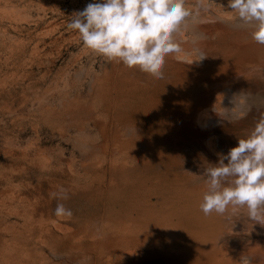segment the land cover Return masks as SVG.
I'll use <instances>...</instances> for the list:
<instances>
[{
  "label": "rangeland",
  "instance_id": "rangeland-1",
  "mask_svg": "<svg viewBox=\"0 0 264 264\" xmlns=\"http://www.w3.org/2000/svg\"><path fill=\"white\" fill-rule=\"evenodd\" d=\"M41 1H45L46 2V5L44 7V9L42 8V4H41ZM15 0V2L20 5V6H29L32 11H31V14L33 15V18H39L40 21L39 23L37 24V29L35 30V24L32 23L30 24V26L27 24H24L26 27L25 30H23L22 32L20 33H17L13 28L10 27V29H8V31L10 33H8V44L12 43L13 41H11L9 38L10 36H13V37H16L17 38V41H20V43H25V44H31L30 47L33 46V44H35V42H37L39 40V37L40 39H44V41H40L39 43V54L42 53V55L38 56V59L41 58V60L43 61V64L44 66L46 65H50V69H51V76L50 78H48L49 81L51 80H54L52 84H50L52 87H51V90L55 91V90H69V94H71L70 96L72 97L73 101L80 99L79 102H82V103H86L87 102V98H88V101H91L93 98H94V95H99L98 93H96L97 89H99V86H101L102 83H104L106 86V88H108L107 90V98H110L112 97L113 99V94H114V99H110L108 102L110 104V107H112V109L115 107L116 109L114 111H112V109H110V114L111 116H109V119H107V121L105 122H98L96 119H91L89 123L88 119L86 118L85 120H80L85 129V133L86 134H89L90 136V139H92V142L95 143V146H100V148H98L99 151H101V153L97 154V157L99 158H102L103 159V156L105 157L106 155V152H105V146H110V145H113V143H115V131L114 130H117L116 128L114 129V127H118L117 126V123L119 121V119H121V121L119 122L120 125L124 126L125 125V122H126V118L127 119H131L133 122L136 123V121L138 120H142L141 122H137L138 124H142L146 131L148 132V134H153V136L155 137V141H156V146H155V149L156 150V156H150L149 157V161H153L154 160V163H156L154 165V163L152 162H148L147 164V167H144V169L142 170V173H141V169L137 170L136 173H138L139 171V177L135 176V178H137V183L139 181L138 178L141 177L142 175V178H140V181L138 183V185L142 186V187H138V185H131V186H128L129 189H127L128 187L124 186L123 184H121L122 186L119 185V188H115V191L112 193V191H109L108 187L111 185L110 182H111V178H110V173L108 172V170L104 173L103 171H98L97 174H95L96 171H92V172H89L90 174L85 177V172L86 170H83L79 165L81 164L82 161H84L81 157V154L78 150V148H75L74 147V143L73 141H67L63 136L62 134L60 133L61 131L56 129V128H52L50 127L49 125H47L43 120L41 121L40 125H39V128H38V132H35L33 131L34 129H31L30 128V125H29V121H31V117L29 116V106L27 105H24L20 108L19 110V115L21 114V120L24 121V123L28 126H26L24 129V131L20 130L23 134V137H22V140L24 141V143L26 145L28 144H31L32 146L29 147V149H36L38 148L39 146L42 147V150H45L47 153L53 155V156H63L64 159L66 160L67 164L65 165V168H66V172H71L74 171V170H71L68 162L70 163L71 160H74L75 162V166L73 167V169L77 170V173L78 172H81V175L77 176L78 178L81 177V181L80 183H78V186L77 184L73 183L70 181L69 182V186L67 184L64 185L63 183L66 182V180H63L65 178L61 177L62 180H61V183H60V180L59 181H52L51 180V177L50 175H45L43 172L42 174L39 172L38 173H27V174H23L21 172H16L18 177H16V180H17V185L15 184V188H12V186H10L8 189H7V192L9 194H14L15 196H22L25 195L24 197H27L28 199H30L32 202H38L40 203L41 202V205L44 207L46 206V209L48 207V210H49V213L52 212V214L46 216L45 219V222H47L48 226L51 228L50 225H52V229H53V234L52 236H55L52 238L51 235L48 236V239H47V236H46V239L45 240V243H42L40 241V232L36 230L35 228V231L32 230L33 233H31L30 235V241H28L26 244H27V247H28V254L30 255L29 258L27 259V264H53L54 262L56 264H98V262L102 260V262L100 264H126L128 262V264H145L146 261H147V264H158L159 262H161V264H178L180 261H182L183 257H180L178 256V252L179 250H173L174 252L177 253V256L174 257L173 260H167V257H161L160 260L158 259L156 262L154 261H151V259H148L149 256H157L156 258L159 257V254H161L162 250L164 249V251L167 249H169V244H168V240L165 238L166 236L165 235H162V238L159 237V242L160 244H154V242H157L158 240L157 239H152L150 240L151 243H149V240L147 239L145 241H143L144 244H141V246H139L140 244L137 245V247L135 248V246H131V247H125L124 245H118L116 244L117 241L115 239V237L117 238V236L115 235L117 232H114L112 231V233H110L111 231L109 230L110 228H107V226L111 223L114 227V225H118V224H133V220L136 219H139L141 218V215H144V213L146 214V210L149 209L151 210V212H153L152 210L154 209V214H158L159 216L163 217L164 215H168L170 214V217L172 218L171 219V222L172 221H175L172 222L174 223V226H176L177 228V232H176V236L178 237L179 235V232H181V230H188V231H182L180 233L181 236L179 235V237H181V239L178 237V239H176L178 242L182 241L184 243H182L183 245L180 246L181 243H178L177 245H179L178 247H180L179 249L180 250H183V254H185V256H188L189 258H195V256H199L203 253H205V251L203 252V250H206L208 245L210 244H213L214 248L219 251L220 253L223 254V256H225L226 258L228 259H231L233 261H237L239 262L238 264H259L258 262H262L261 264H264V227L262 228V226L258 225V224H255L254 225V222L249 220L246 216V210H243L241 211V214H239L238 216H235L233 217V221L235 222H232V219H231V222L230 220L226 219L225 217L226 216H223L222 217V222H221V218H219L220 215H218L217 217L215 216V213H213L212 215H214L212 218V215L209 216V219H208V216L205 217V215H203V212L202 211H198L200 210V206H199V202L201 204L202 202V199L200 198H203V194L207 191V183H206V177L202 176L204 170L206 168H211V167H216L217 164L219 163V159H220V156L221 155H225L229 152V150L235 146L238 145V142H239V138H247L251 131L254 129L255 125L262 119L264 118V45L262 44H258L256 43L253 38H252V31L254 30V28H252L251 26H248L247 25H243L237 18V13H235L234 11H232L230 8H228V0H185V4L187 6V3L190 5V6H187V8H190L189 10L192 11L191 12V16L190 18H188L186 20V22L184 23V25H182V30L178 36V42L180 43V45H182L181 47H183V51L181 53L178 54V56H170V58H166V62L167 64H165V70H164V78L163 79H160V80H156L155 78H153L151 75L147 74V73H144L142 71H139V68H129L122 65V63H116V62H109L106 60V58L100 56V55H97L95 54L94 52H92L90 49L86 48L85 46H82L83 45V42L80 38V35L77 31L75 30H71L67 27L68 23H70L73 19L76 18V13L79 12V11H82L85 9V7L89 4V3H96V2H102V0ZM76 1V2H75ZM210 1V2H208ZM54 2V3H52ZM50 3V4H49ZM193 3V4H192ZM52 4L54 5L52 7ZM224 4V5H223ZM185 6V7H186ZM193 6V7H192ZM199 6V9L198 7ZM192 7V8H191ZM218 7V8H217ZM224 8V9H223ZM223 9V10H222ZM36 12H35V11ZM77 10V11H76ZM210 12H209V11ZM61 13H60V12ZM57 12V13H55ZM59 12V13H58ZM200 12V13H199ZM203 12V13H202ZM209 12V13H208ZM51 13V14H50ZM63 13V14H62ZM65 13V14H64ZM202 14V15H201ZM218 14V15H217ZM226 14L227 18L229 19H233V21L229 22L230 20L229 19H225L222 17V15ZM54 15V16H52ZM59 15V16H58ZM62 15V16H61ZM212 15V16H211ZM231 15V16H230ZM47 16V18H46ZM57 16V17H56ZM203 16V17H202ZM206 16V17H205ZM211 16V17H210ZM218 16V17H217ZM50 17V18H49ZM52 17V18H51ZM197 17V18H196ZM211 18L209 20V18ZM233 17V18H232ZM235 17V18H234ZM56 18V19H55ZM200 18V19H199ZM206 19L208 18L207 20H205L206 22H204L202 19ZM42 19V20H41ZM197 19V20H196ZM237 19V20H235ZM211 22H209V21ZM214 25H215V28L211 27L212 26V22H215ZM226 20V22H225ZM223 21V23L225 24H222L221 22ZM44 22V23H42ZM202 22V23H200ZM211 24H209V23ZM220 22V23H219ZM233 22V23H232ZM6 25H9L10 22H5ZM60 23V24H59ZM188 23V24H187ZM196 23V24H195ZM209 25H208V24ZM229 23V24H228ZM34 24V25H33ZM57 24V25H56ZM202 24V25H201ZM206 24V25H205ZM228 24V25H227ZM232 24V25H231ZM61 25V26H60ZM187 25V26H186ZM190 25V26H189ZM193 28H198L197 29V32H201L200 35L197 34L196 32V29H193L192 30V26ZM204 25V26H203ZM213 25V26H214ZM219 25V26H217ZM224 25V26H223ZM52 26V28H51ZM201 26L203 27V29L201 28ZM206 26V27H205ZM234 26V28L232 27ZM31 27V28H30ZM55 27V28H54ZM228 27V28H227ZM229 27H232L233 28V31H232V28H230L229 30ZM244 27L246 28V30L244 29ZM50 28H51V31H50ZM251 28L253 29L251 31ZM13 29V30H12ZM43 29V31H42ZM49 29V30H48ZM66 29V30H65ZM200 29H202L200 31ZM215 31H213V30ZM218 29V31H217ZM220 29H222L220 31ZM226 29V30H225ZM31 30V31H30ZM45 30V31H44ZM68 30V31H67ZM185 30V31H184ZM194 32H192V31ZM199 30V31H198ZM245 30V33L243 32ZM34 31V32H33ZM70 31V33H69ZM72 31V32H71ZM206 31V32H205ZM209 31V32H208ZM251 31V32H250ZM41 32V33H40ZM49 34H48V33ZM51 32V33H50ZM184 32V34H182ZM186 32V34H185ZM204 32V34L202 33ZM218 32V33H217ZM222 34H221V33ZM232 32V33H231ZM26 33V34H24ZM29 33V34H27ZM72 33V34H71ZM224 33V34H223ZM250 33V34H249ZM48 34V35H46ZM203 34V35H202ZM243 34V35H242ZM45 35V36H44ZM65 35V36H64ZM198 35L197 37V40H196V36ZM215 35V36H214ZM224 37H223V36ZM251 35V36H250ZM43 36V38H42ZM49 36V37H48ZM185 36V37H184ZM222 36V37H220ZM22 37V38H21ZM74 37V38H73ZM202 38L201 41L203 39L206 40H203L202 43L200 41L199 38ZM207 39H206V38ZM243 37V38H242ZM12 40L14 38H11ZM182 39V40H181ZM188 39V40H187ZM199 39V40H198ZM62 40V41H61ZM187 40V41H186ZM198 42H196V41ZM194 41V42H193ZM245 41V42H244ZM188 42V43H187ZM192 42V44H190ZM196 42L195 46H194V43ZM207 46H206V44ZM234 42V43H233ZM199 43V46H201V44L204 46H202L201 48L200 47H196L198 46L197 44ZM249 44V45H248ZM49 45V46H48ZM68 45V46H67ZM184 45V46H183ZM187 45V46H186ZM192 45L193 48H191L190 46ZM210 45V46H209ZM248 45V46H247ZM46 46V47H45ZM48 46V47H47ZM206 46V47H205ZM44 49H43V48ZM187 47V48H186ZM85 48V49H84ZM184 48H186L184 50ZM195 48V50H194ZM204 48V49H203ZM87 49V50H86ZM188 49V50H187ZM192 49V50H191ZM197 49H199L198 51H196ZM43 50V51H41ZM81 50V52H80ZM193 51V52H192ZM200 51H203L204 52V55L206 54L205 58H203L202 60H199L200 59ZM41 52V53H40ZM187 52V53H186ZM197 52V53H196ZM74 53V54H73ZM93 53V54H92ZM183 53V54H182ZM199 53V54H198ZM73 54V55H72ZM197 55V56H196ZM246 55V56H245ZM78 56V57H77ZM91 56V57H90ZM93 56V57H92ZM180 56V57H179ZM237 56V57H236ZM72 57V58H71ZM183 59H182V58ZM187 57V58H186ZM236 57V58H235ZM90 60H89V59ZM179 58V59H178ZM96 59V61H95ZM174 59V60H173ZM176 59L179 61V63L176 61ZM169 60V61H168ZM171 60V61H170ZM187 60V61H185ZM188 60L190 63H188ZM191 60V61H190ZM197 60V61H195ZM81 61V63H80ZM88 62V63H87ZM173 64H171V63ZM186 62V63H185ZM91 63V64H90ZM171 65H170V64ZM183 63V64H182ZM78 64V65H77ZM94 64V65H93ZM110 64V65H109ZM198 64V65H196ZM53 65V66H52ZM70 65V66H69ZM107 68H106V66ZM170 65V66H169ZM221 65V66H220ZM68 66V68L66 67ZM80 66H81V69H80ZM86 66V67H85ZM93 66V67H92ZM95 66V67H94ZM117 66V67H115ZM120 66V67H118ZM123 66V67H122ZM74 67V68H73ZM90 67V68H89ZM109 67V68H108ZM112 67V68H110ZM115 67V69H114ZM194 67L196 69H194ZM201 67V68H200ZM211 67V68H210ZM221 67V68H220ZM224 69H223V68ZM228 67V68H227ZM73 68V69H72ZM119 70H118V69ZM127 69V72L123 69ZM167 68V69H166ZM199 68V69H198ZM204 68V69H202ZM88 69L90 70V72L88 71ZM92 69H94L95 71H92ZM111 69V71H110ZM178 69V70H177ZM191 69V70H190ZM122 70V71H121ZM131 70V71H130ZM133 70V71H132ZM183 70V71H182ZM62 71V72H61ZM81 71V72H80ZM84 71V72H82ZM89 73H88V72ZM115 71V72H113ZM137 71V72H136ZM170 71V72H169ZM68 72V73H67ZM104 72V74H103ZM110 74H106V73H109ZM123 72H126L124 73L123 75ZM62 73V74H61ZM84 73V74H83ZM92 73V74H91ZM97 73V74H96ZM114 73V75L112 74ZM175 73V74H174ZM75 74V75H74ZM83 74V76H82ZM95 74V75H94ZM98 74L101 76L103 74V76H101V78L99 77V79H96V77L98 78ZM118 76H117V75ZM133 74V76H132ZM179 74V76H178ZM207 74V75H206ZM73 75V76H72ZM89 75V76H88ZM97 75V76H96ZM110 75L111 78H109L108 76ZM112 75H113V78H116L113 79L112 78ZM120 75H122L120 77ZM128 75V76H127ZM237 75V76H236ZM87 76V77H86ZM105 76L106 78H108V81L107 79H105ZM125 76V77H124ZM132 76V77H131ZM175 76V77H174ZM231 76V77H230ZM244 76V77H243ZM65 79H63V78ZM73 77V78H72ZM82 77V78H81ZM117 77H118V82L120 84L121 80H123V82L121 83V85L118 84L117 81ZM242 77V79H241ZM60 78V79H59ZM103 78V79H102ZM133 78V79H132ZM246 78V79H245ZM59 79V80H58ZM72 79V81H71ZM86 79V80H85ZM96 80V83H95V80ZM105 79V80H104ZM110 79V80H109ZM121 79V80H120ZM168 79V80H167ZM63 80V81H62ZM67 80V81H66ZM70 80V81H69ZM79 80V81H77ZM82 80V81H81ZM93 80V82H92ZM97 80H99L100 82H98ZM244 80V81H243ZM63 83H62V82ZM104 81V82H103ZM242 81V82H241ZM246 81V82H245ZM59 82L61 84H59ZM78 82V83H77ZM82 82V83H81ZM85 84H84V83ZM112 82V83H111ZM114 82V84H113ZM116 82V83H115ZM129 82V83H128ZM149 82V83H148ZM222 82V83H221ZM65 83V84H64ZM75 83L73 86L72 84ZM90 83V84H89ZM92 83H93V86L95 87H92ZM100 83V84H99ZM127 84L125 86V84ZM131 83V84H130ZM152 83V84H150ZM154 83V85H153ZM239 83V84H238ZM242 83V84H241ZM49 84V83H48ZM82 84V85H81ZM95 84V85H94ZM98 84V85H97ZM109 84V86H108ZM110 84H113L112 87ZM118 84V85H116ZM228 84V85H226ZM235 84V85H233ZM49 85V86H50ZM60 85V87H59ZM63 85V87H62ZM65 85V86H64ZM68 85V86H67ZM84 85V87H83ZM87 85V86H86ZM90 85V86H89ZM98 88H97V86ZM132 85V87H130ZM138 85V86H137ZM185 85V86H184ZM241 85V87H240ZM80 86V87H78ZM125 86V87H124ZM76 87V88H75ZM110 87V89H109ZM118 87V89H117ZM138 89H136V88ZM181 87V88H180ZM225 87V88H224ZM235 87V88H234ZM83 88V91L82 89ZM143 88L144 91L141 89ZM146 88V89H145ZM229 88V89H227ZM39 89V87L37 88ZM41 90L45 91L46 89L48 90V85H44V84H41V87H40ZM39 89V90H40ZM72 89V90H71ZM93 89V90H92ZM94 89H96L94 91ZM122 89V90H120ZM131 89H133L131 91ZM137 91H135V90ZM140 89V90H139ZM148 89H152V90H148ZM182 89V91H181ZM211 89V90H210ZM231 89V90H230ZM31 88L27 89L26 93H28V95H32L35 94L36 92L34 90H32ZM80 90V91H79ZM118 90V91H117ZM125 90V93L123 92ZM139 90V91H138ZM148 90V91H146ZM73 91V92H72ZM79 91V92H78ZM94 94H93V92ZM114 91V92H113ZM121 91V92H120ZM158 91V92H157ZM68 92V91H67ZM71 92V93H70ZM82 92V93H81ZM92 92V93H91ZM98 92V91H97ZM110 92V93H109ZM122 93L121 95L123 96V99L121 97V95H119L120 93ZM128 92V93H127ZM129 92H130V96H132L130 98L129 95ZM153 92V93H152ZM155 92V93H154ZM174 92V94H173ZM17 93V92H16ZM79 93L80 96L78 95ZM84 93V94H83ZM115 96V94H117ZM132 93V94H131ZM135 93V94H134ZM146 93V94H145ZM83 94V95H82ZM112 94V95H111ZM128 94V95H127ZM133 94L135 97H133ZM140 94V96L138 97V95ZM154 94V95H153ZM159 94V96H158ZM27 95V94H26ZM24 94V96H26ZM75 95L79 96V97H75ZM174 95V96H173ZM16 96V94H15ZM86 96V97H85ZM118 96L120 98H118ZM124 96L126 99H124ZM128 96V98H127ZM157 96V97H156ZM161 96H163L161 98ZM23 98V94L21 96L20 94V98ZM116 97V98H115ZM161 99H160V98ZM170 101H169V99ZM78 98V99H76ZM148 98V99H147ZM167 98V99H166ZM209 98V99H208ZM119 99V100H117ZM131 99V100H130ZM137 99V100H136ZM52 100V103L56 105V102L57 101H53ZM112 100V101H111ZM121 100V102H120ZM151 102H150V101ZM123 101V102H122ZM130 101V102H129ZM141 101V102H140ZM162 101V102H161ZM164 101H166L165 103H167L165 105ZM209 101L211 102L212 101V104L210 105ZM218 103V107H219V110L218 111H213L211 110L212 107H213V104L215 103ZM104 102L106 101H103L102 103H100L99 105V108L102 107L103 109H106V105H104ZM115 102L119 105H115ZM120 102V103H118ZM146 102V103H144ZM148 102V103H147ZM150 102V103H149ZM207 102V104H206ZM92 103V101H91ZM89 103V105L91 104ZM114 103V106L112 105ZM123 103V104H122ZM126 103V104H125ZM129 103V104H128ZM131 103V104H130ZM144 103V104H143ZM156 103V104H155ZM135 104V105H134ZM143 104V105H141ZM160 104V105H159ZM167 106V107H163V105ZM204 104V105H203ZM240 104V105H239ZM54 105V106H55ZM112 105V106H111ZM126 105V106H125ZM128 105V107H127ZM141 105V106H140ZM177 105V106H176ZM210 105V106H209ZM16 106V104H15ZM26 106V107H25ZM93 106V105H92ZM118 106V107H117ZM122 109H121V107ZM140 106V107H139ZM179 106V107H178ZM200 106V107H199ZM202 106V107H201ZM212 106V107H211ZM17 107V106H16ZM19 107V106H18ZM120 107V108H119ZM130 107V108H129ZM193 107V108H192ZM199 107V109H198ZM210 109V112L207 113L206 117H205V120L207 121L205 127H201L199 125H197L200 129V131H198L199 129L195 128L194 131L192 130V128L190 129V132L193 131V133L195 134H191L190 132H187V133H183L184 131L186 132L187 129H183V128H186L185 126H188V129L190 127V125L194 126V124H197V120L199 119L200 115L207 111V109ZM100 108V111H102L103 109ZM125 108V109H124ZM136 108V109H135ZM140 108V109H139ZM150 108V109H149ZM214 108V107H213ZM120 109V111H119ZM143 109V110H142ZM147 109V110H146ZM158 109V111H157ZM242 109V110H241ZM99 111V109H97ZM134 110V111H133ZM153 110V111H152ZM172 110V111H171ZM239 110V111H238ZM142 111V113H141ZM147 111V113L145 114L144 112ZM168 111V112H167ZM179 111V112H178ZM196 111V112H195ZM212 111V112H211ZM119 112V113H118ZM125 114H124V113ZM130 112V113H129ZM138 112V113H137ZM155 112V114H154ZM158 112V113H157ZM161 112V113H160ZM190 114H188V113ZM214 112H218V114L214 115L212 113ZM235 112V113H234ZM27 113V114H26ZM103 114H105L106 112L103 110L102 112ZM137 113V114H136ZM157 114H161L160 116L159 115H156ZM167 113V115H166ZM175 113V114H174ZM181 113V114H180ZM195 113V114H194ZM109 113H107L108 115ZM149 114V115H147ZM163 114V115H162ZM179 114V115H177ZM199 114V115H197ZM212 114V115H211ZM231 114V115H230ZM122 117L124 115V117ZM155 115V116H154ZM172 115V116H171ZM182 115V116H181ZM189 115V116H188ZM210 117H209V116ZM214 115V117H213ZM116 116V117H115ZM130 116V118H128ZM137 118H136V117ZM140 116V117H139ZM148 116V118H147ZM151 116V118H150ZM166 116V117H164ZM181 116V117H180ZM192 116V117H190ZM197 116H198V119H197ZM208 116V117H207ZM26 117V118H25ZM187 117V118H186ZM189 117V118H188ZM237 117H239L237 119ZM97 118V116H96ZM136 118V120H135ZM184 118V119H183ZM186 119H189L188 120H185ZM208 118H211V119H208ZM214 118V119H212ZM111 119V121H110ZM115 119V120H114ZM125 119V120H124ZM177 119V120H176ZM181 119V120H180ZM197 119V120H196ZM217 119V120H216ZM28 120V121H27ZM95 120V122H94ZM183 120V122H182ZM185 120V121H184ZM212 120V121H211ZM88 121V122H87ZM93 121V122H92ZM128 121V120H127ZM165 121V122H164ZM225 121V122H224ZM8 122V121H7ZM97 122V123H96ZM111 122V124H109ZM113 122V123H112ZM116 122V124L114 125V123ZM179 122L178 125H180V129L179 127H177V123ZM185 122V123H184ZM188 122H191L188 124ZM43 123V124H42ZM79 123V124H80ZM88 123L90 126H87ZM94 123V124H93ZM101 125H100V124ZM146 123V124H145ZM176 123V124H175ZM182 123V124H181ZM193 123V124H192ZM210 123V124H209ZM97 124V125H96ZM100 126H99V125ZM103 124V125H102ZM108 124V125H106ZM113 124V125H112ZM173 124L174 127H171ZM209 124V125H208ZM165 125V126H163ZM185 125V126H184ZM87 128H86V127ZM113 126V127H112ZM147 126V128H146ZM178 128H176V127ZM182 126V127H181ZM184 126V127H183ZM43 127V129H42ZM110 127V128H109ZM150 127V128H149ZM211 127V129H206L207 131H205V135H203L202 133V129L204 130L205 128H209ZM93 128V129H92ZM102 130H101V129ZM108 128V129H107ZM166 128V130H165ZM174 129L172 132L171 129ZM41 129V130H40ZM102 131H100V130ZM176 129L178 131H176ZM183 129V130H182ZM197 129V130H196ZM98 130V131H97ZM106 132H105V131ZM108 130V131H107ZM167 130L169 134H167ZM171 130V131H170ZM180 130V131H179ZM210 130V131H209ZM27 131V132H26ZM46 131V132H45ZM54 133H53V132ZM100 131V132H99ZM104 131V132H103ZM111 133H110V132ZM153 131V132H152ZM165 131V132H164ZM182 131V132H181ZM189 131V130H188ZM198 131V132H197ZM34 132V133H33ZM42 132V133H41ZM58 132V133H57ZM108 132V133H107ZM172 134H171V133ZM176 132V133H175ZM204 132V131H203ZM210 132V133H209ZM96 133V134H95ZM101 133V134H100ZM104 135H103V134ZM158 133V134H156ZM161 133V134H160ZM165 133V134H164ZM174 133L175 135L178 133H180L179 135L177 134L176 136H174ZM207 133V134H206ZM98 134V135H97ZM115 134V135H114ZM184 134V136L182 135ZM187 134V135H185ZM200 134V135H199ZM25 135V136H24ZM38 135V136H37ZM74 135V134H72ZM109 135V136H107ZM111 135V136H110ZM162 135V136H161ZM170 135V136H168ZM182 135V136H181ZM190 135V136H188ZM194 135V138L192 137ZM198 135V136H197ZM202 135V137H201ZM55 136V138H54ZM62 136V138H61ZM157 136V137H156ZM168 138H167V137ZM182 138H181V137ZM185 136H188L186 138H184ZM200 136V137H199ZM204 136V137H203ZM60 137V138H59ZM159 137V138H158ZM165 139H164V138ZM172 138V141L170 140ZM192 139V142H189L188 144H184L186 143V141L188 142V140L190 141V138ZM199 137V138H198ZM107 138V140H106ZM109 138V139H108ZM111 138V139H110ZM174 138H178V139H174ZM184 138V139H183ZM189 138V139H187ZM203 139L202 141L200 140ZM28 139V140H27ZM36 139V140H35ZM43 139V140H42ZM157 139V140H156ZM168 140L167 142L165 140ZM174 139V140H173ZM182 139V141H181ZM185 139H187L185 141ZM194 139V141H193ZM197 139V140H196ZM205 139V140H204ZM48 140V141H47ZM170 140V142H169ZM178 140V141H177ZM179 140H180V145L182 142V145L179 150L178 148V145H179ZM184 140V141H183ZM208 140V141H206ZM40 141V142H39ZM111 141V142H110ZM177 144H173L175 142ZM201 141V142H200ZM29 142V143H28ZM60 142V143H58ZM68 142V143H67ZM109 142V144L107 143ZM160 142V143H159ZM165 142V143H164ZM172 142V143H171ZM205 142V143H204ZM28 143V144H27ZM40 143V144H39ZM67 143V144H66ZM102 143V144H101ZM164 143V144H163ZM168 143V144H167ZM24 144V145H25ZM158 144L161 146L159 147ZM166 144V146H165ZM171 144H173L171 146ZM203 144V146L201 145ZM209 144V145H208ZM58 145V146H57ZM176 145V147H175ZM179 145V146H180ZM188 145V147H186ZM211 145H213V148L211 147ZM60 146V147H59ZM158 146V148H156ZM170 146V147H169ZM207 146V147H206ZM66 147V148H65ZM164 147H168L167 149H165ZM172 147H175L177 149V152L176 150ZM160 148V150H159ZM165 151H163V149ZM188 148L187 150H183V149H186ZM34 149V150H35ZM168 149H171L170 151ZM167 150V151H166ZM174 150V151H173ZM181 150H182V154H181ZM190 150V151H188ZM208 150V151H207ZM64 151V152H63ZM74 151V152H73ZM160 151V152H159ZM201 151V152H200ZM210 151V152H209ZM158 152V153H157ZM164 152V154H163ZM168 152V153H166ZM176 152V153H175ZM180 152V153H179ZM72 153V154H70ZM70 154V155H69ZM159 154V155H158ZM168 154V155H167ZM172 157H171V155ZM175 154V155H174ZM178 154V155H177ZM181 154V155H180ZM184 154H185V157H184ZM160 158H158V156ZM169 156L171 157L172 159H170L169 157L167 158L166 157ZM187 155V156H186ZM101 156V157H100ZM163 156V157H161ZM176 156L178 157V159L176 158ZM181 156H182V159H181ZM70 157V158H69ZM164 157H165V160H164ZM68 158V159H66ZM158 159H162L163 161L161 160H157ZM185 158V159H184ZM188 158V159H187ZM152 159V160H151ZM181 159V160H180ZM155 160H157L158 162H156ZM171 160V161H169ZM173 160V161H172ZM179 160V162H178ZM183 160V162H182ZM159 161H160V164H159ZM167 164H164L165 162ZM169 161V162H167ZM162 162V163H161ZM172 162H176V164L172 163ZM151 163V166L149 165ZM225 163H227V160H225ZM163 164V165H162ZM170 164V166L168 165ZM77 165V167H76ZM161 165V167H160ZM176 165V166H175ZM19 167H21V165H17ZM146 166V165H145ZM154 166V167H153ZM157 166H159L157 168ZM70 168V169H69ZM105 169L107 167H104ZM146 168L149 169L148 173L146 171ZM186 168V169H185ZM151 170L153 171V173L156 171L155 173L157 174H153L151 172ZM187 171V173L189 172L190 174L188 175L187 173L185 174L186 177L188 176H192L191 174L194 175V177L192 176L189 177L187 179V181L189 180L191 183H192V180H194V178L198 179V180H194L193 182L196 181L197 184H200V185H197V187L195 186V183H192V186L194 184V188L191 187V183L189 186H187V184H184V183H188L189 184V181L186 182V178L184 176V173L185 171ZM2 171H4V168H2ZM145 171V173H144ZM183 171V172H182ZM94 172V173H93ZM161 172V173H160ZM15 173V174H16ZM19 173V175H18ZM178 174V175H175V174ZM106 174V175H105ZM152 174V175H150ZM159 174V175H158ZM160 174H162V177H163V180H160L159 176H161ZM24 175V176H23ZM31 175V177H30ZM105 175V176H104ZM157 175V176H156ZM166 175L167 178H171V179H168L169 180V183L167 182L168 180H166L167 178H165L164 180V176ZM171 175V176H170ZM175 177H173V176ZM180 175H183V176H180ZM26 176V177H25ZM28 176V177H27ZM33 176V177H32ZM89 176L91 178H89ZM97 176V180H93L94 182H92V177H95ZM145 176V177H144ZM43 177V178H42ZM54 177H57L59 178L58 176H53L52 178L54 179ZM149 177L150 179L153 177H157V179L154 178V180H150L151 181V184L148 186L149 184ZM177 177V178H176ZM182 177H183V181H182ZM24 178V179H23ZM27 178V179H26ZM32 178H33V181H32ZM49 178V179H48ZM86 178H89V179H86ZM174 178V179H173ZM176 178V179H175ZM185 178V179H184ZM22 179V180H20ZM162 179V178H161ZM173 179V180H172ZM20 180V181H18ZM29 182H28V181ZM86 180V181H85ZM87 180H91L90 182H92L93 185L95 186H92L91 188H89L88 190V187H83L85 186V182H88ZM145 180V181H144ZM171 180V181H170ZM24 181H27V182H24ZM32 181V183H31ZM46 183H44V182ZM65 181V182H64ZM99 181V182H98ZM106 181V182H105ZM142 181V182H141ZM155 181V183H154ZM159 183L156 184L157 182ZM160 181H163V184L162 182ZM165 181V183H164ZM185 181V182H184ZM200 183H198V182ZM204 181V182H203ZM59 182V183H58ZM100 182H102L100 184ZM147 185H145L146 183ZM153 182V183H152ZM176 183V184H173V183ZM184 182V183H183ZM42 183V184H41ZM48 183V184H47ZM50 183V184H49ZM55 183V185H51ZM143 185H142V184ZM145 183V184H144ZM161 183V184H160ZM172 183V184H171ZM201 183H204V184H201ZM22 184V185H21ZM35 184V186H34ZM37 184V186H36ZM80 184V185H79ZM82 184V185H81ZM98 184V187L97 185ZM167 184H169L167 186ZM182 184V185H181ZM3 185V186H2ZM0 185V190H3L4 187L6 186V184H2ZM19 185V186H18ZM59 187H58V186ZM63 185V186H62ZM75 185V186H74ZM102 185V186H101ZM107 185V186H106ZM145 185V186H144ZM158 185V187L156 186ZM180 185V186H178ZM18 186V187H17ZM22 186V188H21ZM29 186V187H28ZM31 186V188H30ZM33 186V188H32ZM47 186V187H46ZM50 186V187H49ZM56 188H55V187ZM65 186V187H64ZM82 186V187H80ZM136 186L137 188H141V189H138L136 190L137 188L134 187ZM151 186V187H150ZM163 186V187H162ZM171 187V190L169 189ZM186 186V187H185ZM14 187V186H13ZM21 189H20V188ZM61 187H64V189L67 191V193L69 194V198H74L73 200L71 199H67L69 202L73 203H69V202H66L64 204H71V206L73 205V207L71 206H68V208L70 207L71 210L73 211V215L75 216H72V218H68V217H57L55 215V206L57 205V202L58 200L55 199L54 197H52L53 193L56 191L57 193H59ZM102 187V189H101ZM122 187V188H121ZM124 187V189H123ZM144 187V188H143ZM152 187L156 188V189H152ZM168 187V189H167ZM191 187V188H190ZM2 188V189H1ZM19 191H18V189ZM41 188V190H40ZM52 188V189H51ZM59 190H58V189ZM75 188V189H74ZM79 188V189H78ZM85 188V189H84ZM135 188V189H134ZM151 188V189H150ZM164 188V189H163ZM180 188V189H179ZM198 188L197 190V193H196V189ZM24 189V190H23ZM33 189V190H32ZM51 191H50V190ZM54 189V190H53ZM78 189V190H77ZM83 189V190H82ZM94 189V190H93ZM97 189V190H96ZM133 189V191H132ZM143 189V190H142ZM144 189L146 191L145 195H144ZM149 191V194L148 191ZM185 191H183V190ZM190 189V190H188ZM195 190V192L192 191ZM27 192H26V191ZM29 190V191H28ZM36 190V191H35ZM38 190V191H37ZM58 190V191H57ZM70 190V191H69ZM75 190V191H74ZM80 190V191H79ZM90 191V193L88 191ZM92 190V191H91ZM96 190V191H95ZM99 190V191H98ZM103 190V193L101 192ZM106 190V191H105ZM117 190V191H116ZM129 190V191H128ZM136 190V191H135ZM152 190V191H151ZM157 192H156V191ZM179 190V191H178ZM200 190V191H199ZM13 191V192H12ZM24 191V192H22ZM30 194V192H32ZM81 191H82V194L84 192V194H86V197L84 198L81 194ZM95 191L94 193V196H93V192ZM135 192H139L141 191V193L138 195L137 193H134ZM143 191V192H142ZM154 191V192H153ZM160 193H159V192ZM170 191V192H169ZM174 191V192H173ZM178 191V192H177ZM180 191L182 192L180 194ZM42 192V193H41ZM52 192V193H51ZM55 192V193H56ZM78 192V193H77ZM99 193V196L98 197V193ZM115 192H118V193H115ZM168 192V193H167ZM173 192V193H171ZM186 192V193H184ZM189 192V193H188ZM201 192V193H200ZM28 193V194H27ZM36 193V194H35ZM71 193V195H70ZM73 193V194H72ZM92 193V194H91ZM143 193V194H142ZM151 193V194H150ZM167 193V194H165ZM170 193V194H169ZM175 193V194H174ZM193 193V194H192ZM23 194V195H22ZM35 194V196H34ZM48 194V195H47ZM77 194V196H76ZM102 195V198H101V195ZM105 194V196H104ZM115 194V195H114ZM119 196H117V195ZM121 194V195H119ZM125 194V196H123ZM138 196H137V195ZM168 194L171 196H168ZM173 194V195H172ZM177 194H180L177 195ZM184 194V195H183ZM193 196H192V195ZM31 195V197H30ZM75 195V196H73ZM81 195L82 199H80L81 197L79 196ZM87 195L90 197H87ZM91 195L93 197H91ZM111 198H110V196ZM150 195V196H149ZM176 195V196H175ZM191 195V197H190ZM43 196V197H42ZM45 196V198H44ZM79 196V197H78ZM140 196V197H139ZM145 196V197H144ZM163 196V197H162ZM174 196V197H172ZM182 196H185L183 197L184 199H182ZM186 196L188 197V199L185 200ZM40 197V199H39ZM78 197V199H77ZM97 197V198H95ZM108 197V198H107ZM115 197V198H114ZM118 197V198H117ZM131 199H130V198ZM158 197V199H157ZM178 197L180 198L178 200ZM200 197V198H199ZM91 200H89V199ZM94 198V199H92ZM99 198V199H98ZM129 198V199H128ZM145 198V199H144ZM149 198V200H147ZM168 202H167V200ZM172 198H176V199H172ZM196 198H198V200H196ZM36 199V200H35ZM49 199V200H47ZM87 199V200H85ZM96 199V200H95ZM110 201H108V200ZM120 199V200H119ZM125 199V200H124ZM143 199V200H142ZM170 199V201H169ZM172 199V200H171ZM183 202H182V200ZM192 200V203H195L194 204H190L189 201L191 202ZM45 200H46V203H45ZM57 200V201H56ZM107 200V201H106ZM129 200V201H128ZM137 200V201H136ZM147 200V201H146ZM154 200V201H153ZM177 200V201H175ZM181 200V201H180ZM188 200V202H187ZM194 200V202H193ZM56 201V202H55ZM65 202V200H60L59 202ZM74 201V202H72ZM106 201V202H105ZM113 201V202H112ZM117 203H116V202ZM124 201V202H123ZM130 205L128 206V204H126V202ZM132 201V202H131ZM141 204H139L140 202ZM147 202L146 204L144 203ZM164 201V202H163ZM175 201V202H174ZM61 202V203H62ZM93 202V203H92ZM135 202V203H133ZM137 202V203H136ZM143 202V203H142ZM172 202V204H171ZM178 202V205L176 204ZM179 202L181 204H179ZM198 202V203H197ZM54 203H56L54 205ZM98 203V204H96ZM107 203V204H106ZM111 203V204H110ZM122 203V204H120ZM175 203V204H174ZM197 203V207L196 208V204ZM93 204V205H92ZM96 204V205H95ZM112 205L113 207L116 206L117 208L119 207L118 205H120L122 208V210L118 209L117 211V208H113L111 209V206ZM116 204V205H115ZM125 206H124V205ZM153 204V206H152ZM167 204V205H166ZM173 206L175 209L170 208L171 206ZM184 204V205H183ZM51 205V206H50ZM100 205V206H99ZM104 205V206H103ZM126 207V209L123 207ZM136 207H135V206ZM140 205V206H139ZM144 205V206H143ZM176 205V207L174 206ZM189 205V206H188ZM107 206V207H106ZM128 206V207H127ZM146 206V207H145ZM149 206V207H147ZM155 206V207H154ZM170 206V207H169ZM193 207L191 209V207ZM195 206V207H194ZM51 207V208H50ZM106 207V208H105ZM110 207V209H109ZM164 207V208H163ZM127 208H129L130 210L128 211ZM142 208V209H141ZM146 208V209H145ZM166 208V209H165ZM179 208H180V211H179ZM185 208H188L185 210ZM195 208V209H194ZM53 209V210H52ZM105 209V211H104ZM138 209V211H137ZM161 209V210H159ZM172 209V211H171ZM112 210H116L117 212L119 211H122V212H119L118 214L115 213L114 211ZM126 210V211H125ZM143 210V211H142ZM174 210H177L176 213H177V216H176V213ZM191 210V212H189ZM195 210V211H194ZM180 212V214L182 213L183 214V211H186V213L184 212L183 215L184 218L188 221L187 224L185 223V226L186 225H189L190 229H188V226L187 229L186 227L182 228L181 226H184V222L185 221H182L184 220L182 217L183 215H178V213ZM182 211V212H181ZM105 214H104V213ZM129 212V214H128ZM134 212V213H133ZM140 213V214H137ZM148 212V211H147ZM168 212V213H167ZM170 212V213H169ZM189 213V216L187 215ZM78 216H76V214ZM98 213V214H97ZM101 213V214H100ZM112 213V214H111ZM126 213V214H125ZM175 213V214H173ZM202 213V214H201ZM110 214V215H109ZM116 214V215H115ZM122 214V215H121ZM128 214V215H127ZM161 214V215H160ZM172 214V215H171ZM193 214V215H192ZM200 214V215H199ZM94 215L96 218L92 217ZM97 215V216H96ZM135 215V216H133ZM174 215V216H173ZM197 215V217H196ZM91 216V217H90ZM106 216H110L109 218L106 217ZM113 216V217H112ZM120 216H123V218L121 219ZM51 217V218H50ZM53 217H57V218H53ZM78 220H77V218ZM81 217V218H80ZM103 217V218H102ZM105 217V218H104ZM115 217V218H114ZM117 217V218H116ZM180 217V218H179ZM201 217V218H200ZM214 220H216L215 223L211 218ZM221 217V216H220ZM50 218V220H48ZM59 218V219H58ZM65 218V220H64ZM75 218V219H74ZM86 218H91L90 220L89 219H86ZM102 218V219H101ZM108 218V219H107ZM113 218V219H112ZM120 218V219H119ZM132 218V219H130ZM174 218V219H173ZM188 218V219H187ZM193 220H191V219ZM195 218V219H194ZM198 218V219H197ZM200 218V219H199ZM207 218V219H206ZM47 219V220H46ZM70 220L69 222H67V220ZM73 219V221H72ZM80 219V220H79ZM82 219V220H81ZM87 221H86V220ZM92 219L94 220V222L92 221ZM112 219V222L110 221ZM181 219V220H180ZM193 223L191 227V224H189L191 221ZM201 219L203 221H201ZM219 219V220H218ZM223 219L225 221H223ZM39 217L36 218V221L35 222H38ZM75 220V222H74ZM85 220V221H84ZM89 220V221H88ZM100 220V221H99ZM104 220V221H103ZM108 220V221H106ZM122 220V221H121ZM126 220V221H125ZM199 225H197V222ZM228 220V221H227ZM16 222V224L14 226H16L19 230L23 231L26 227L23 226V220H17V218L15 216L11 217V220L8 222L9 225H13L14 222ZM77 221V222H76ZM81 221H83L81 223ZM120 221V222H119ZM206 221L208 223H206ZM213 221V222H211ZM220 221V222H219ZM228 223H227V222ZM21 222V224H20ZM52 222V223H50ZM65 222V224H64ZM75 225H73L72 223ZM108 222V223H106ZM122 222V223H121ZM195 222V223H194ZM225 222V223H223ZM230 222V223H229ZM50 223V224H49ZM69 223V224H68ZM77 223V224H76ZM85 223V224H83ZM89 223V224H88ZM94 223V224H93ZM99 223V225L97 224ZM102 223H105V226H101L99 227L100 225H102ZM135 223V222H134ZM178 223V224H177ZM206 223V225L202 226L200 224H204ZM213 223V224H211ZM54 224V225H53ZM83 224V228H82V225ZM97 224V225H96ZM181 224V225H180ZM195 224V226H194ZM219 224V226L217 225ZM231 224V225H230ZM56 225V227H55ZM104 225V224H103ZM180 225V226H178ZM201 227V229H199L197 226ZM209 225V226H208ZM215 225V226H214ZM222 225V226H221ZM261 227L260 229L257 228L258 226ZM23 226V227H22ZM63 226V227H62ZM91 226V228H90ZM94 226V227H92ZM110 226V225H109ZM210 226L213 228H217L218 227V230L213 229H210ZM226 226V227H225ZM248 226V227H247ZM71 227V228H69ZM82 228L79 229V228ZM106 227L108 232L111 234L109 235V233H106L107 231H103V230H106ZM194 227H197L196 230H200V231H205L208 227L207 230H210V231H207L208 234L206 233V231L204 232H201L199 233V235L193 231L195 228ZM59 228V229H58ZM94 228V229H93ZM178 228L180 231H178ZM191 228H194L193 230ZM224 231H223V230ZM263 229V230H262ZM67 230V231H66ZM75 230V231H74ZM77 230L80 232L78 233ZM87 230V231H86ZM98 230V232H97ZM189 230H190V233H192L193 237L195 239H197V241L192 237L191 238V235L189 233ZM192 230V231H191ZM227 234H225L226 231ZM242 230V231H241ZM260 230V231H259ZM100 231H103L102 232V238H101V232ZM39 232V233H38ZM72 232V233H71ZM75 232H77L75 234ZM94 232V233H93ZM114 232V233H113ZM209 232L210 235L215 232H217L216 236H209ZM221 232V233H219ZM230 232V233H229ZM8 233V232H7ZM39 235H38V234ZM105 233L106 235L108 234V237H106V239L104 238L105 237ZM186 233V234H184ZM196 233V234H195ZM205 233V236L203 237V234ZM37 239H35L36 237ZM75 234V235H73ZM112 234H114L115 237L112 236ZM200 234H201V237H200ZM208 236H207V235ZM222 234V235H221ZM7 236H9V233L6 234ZM58 235V236H57ZM70 236L68 238V236ZM80 235V236H79ZM83 235V236H82ZM92 235V236H91ZM186 235L188 236L189 240H193L195 241V244L197 243V245H194L192 244L193 241H189L188 238H187V241H189L190 243H187L185 242L184 239H182L184 236V238L186 239ZM196 235V236H195ZM220 235V236H218ZM32 236V237H31ZM39 236V237H38ZM51 236V237H50ZM57 236V238H56ZM62 236V237H61ZM67 236V237H65ZM79 236V237H78ZM96 236H100L99 239L96 237ZM164 236V237H163ZM65 239L68 240L66 242L67 245H65V241H62V239ZM91 237V238H90ZM96 237V238H95ZM110 237V238H109ZM200 237V238H199ZM203 237V238H202ZM205 237H208L207 240L204 239ZM212 237V239L210 238ZM216 237V238H215ZM34 241H33V239ZM52 238V239H51ZM56 238V239H55ZM72 238V239H71ZM108 239H110L108 241ZM162 239V240H161ZM198 239L202 240V241H206L208 242L207 243H203L202 241H198ZM204 239V240H203ZM208 239H211V240H208ZM216 239V240H215ZM220 239V240H219ZM51 240H55L54 242L51 241ZM70 240V241H69ZM80 240H82L80 242ZM86 242H85V241ZM89 240V241H87ZM98 240V241H97ZM106 240V242H105ZM116 243H115V241ZM157 240V241H156ZM39 243H38V242ZM44 241V240H43ZM62 241V242H61ZM75 241V242H74ZM91 241V242H90ZM111 241V242H110ZM215 243H214V242ZM219 241V242H218ZM64 242V243H63ZM70 242V243H69ZM74 242V243H73ZM83 242V243H82ZM90 242V243H89ZM99 242H102V243H105L102 244V243H99ZM110 243L111 245H109L108 243ZM114 242V243H113ZM162 242V243H161ZM165 245H164V243ZM41 243V245H40ZM58 243V244H57ZM61 243L63 245H61ZM69 243V244H68ZM78 243V244H77ZM80 243V245H79ZM85 243H88L85 244ZM148 243V244H147ZM198 243H203V244H198ZM261 243V244H260ZM53 244V245H52ZM74 244V247L75 244H77L78 246V249L77 247L74 249L72 248L71 246H73ZM84 244L87 245V248L86 246H82ZM95 244H101L103 245L102 248H101V245L97 246ZM151 244V247H147V245L150 246ZM188 245L189 247V250L188 248H185L187 246L185 245ZM192 246H190V245ZM215 244V245H214ZM251 244V245H250ZM253 244V245H252ZM255 244V245H254ZM32 245V246H31ZM45 245V246H43ZM59 245V247H58ZM65 245V246H64ZM70 245V246H69ZM92 245V246H91ZM115 245V247H114ZM117 245V246H116ZM144 245V246H143ZM258 245V247H256ZM31 246V247H30ZM34 246V247H33ZM37 246V247H36ZM39 246V247H38ZM42 246V248H41ZM62 246V247H61ZM95 246V247H94ZM146 246V247H145ZM154 246V247H153ZM156 246V247H155ZM185 246V247H183ZM197 246V248H196ZM204 246V247H203ZM234 246V247H233ZM66 247V248H65ZM68 247L72 248L70 250V248L68 249ZM142 249H141V248ZM145 247V251H144V248ZM167 247V248H166ZM195 247V248H194ZM200 247L202 249V251L200 250ZM247 247V249H246ZM254 249V251H251L253 250L252 248ZM260 247V248H259ZM88 248L91 250H88ZM105 248V249H104ZM115 248V249H114ZM150 248H154L153 251L150 249ZM157 250H156V249ZM166 248V249H165ZM226 248V249H225ZM251 248V249H250ZM259 250H258V249ZM48 249V250H47ZM55 249V250H54ZM61 249V250H60ZM65 249L68 251H65ZM87 249V250H86ZM110 249V250H109ZM117 249H118V252H117ZM185 249V250H184ZM186 249H187V252H191V253H187L186 252ZM257 249V250H256ZM38 250V251H37ZM40 250V251H39ZM42 250V251H41ZM73 250V251H72ZM75 250V251H74ZM78 250V251H76ZM82 250V251H80ZM94 250V251H93ZM109 250V251H108ZM113 250V253H118V256L117 255H114L112 253ZM116 252H115V251ZM143 250V251H142ZM150 250V251H149ZM158 250H161V252H159ZM191 250V251H190ZM194 250V251H193ZM196 250V251H195ZM232 250V251H231ZM245 250V252L243 251ZM59 251V252H58ZM65 251V252H64ZM131 251V252H130ZM152 251V252H151ZM163 251V252H164ZM200 251L203 252L200 254ZM223 251V252H222ZM225 251V252H224ZM251 253H250V252ZM257 251V254H255ZM79 252V253H77ZM81 252V254H80ZM85 252V253H84ZM109 252V254L107 253ZM125 252V253H124ZM145 252V253H144ZM157 252L156 254L157 255H150L151 253H154ZM188 255H186V253ZM219 252L217 254H219ZM231 252V253H230ZM253 252V253H252ZM263 254H262V253ZM31 253V254H30ZM62 253V254H61ZM66 253V254H65ZM86 253H89V254H86ZM95 253V254H94ZM120 253V254H119ZM140 253V254H139ZM144 253V254H142ZM226 253H229V254H226ZM49 254V255H48ZM77 254V255H76ZM101 254V255H100ZM102 254H104V256H102ZM126 254V255H125ZM137 254V255H136ZM181 254V255H183ZM191 254V255H190ZM236 254V255H235ZM241 257H236L237 255ZM244 254V255H243ZM251 254V255H250ZM61 255V256H60ZM69 255V256H68ZM93 255V256H92ZM106 255V256H105ZM123 255V257H122ZM131 255V256H130ZM145 255V257H143ZM235 258H234V256ZM243 255V256H242ZM250 257H249V256ZM259 255L261 257H259ZM50 256V257H49ZM73 256H74V259H73ZM80 256V257H79ZM82 256L86 257V259H84ZM99 256H102V258H100ZM115 256V257H114ZM117 256V257H116ZM121 256V257H120ZM139 256L142 258H139ZM194 256V257H193ZM52 257V258H51ZM57 257V258H56ZM77 260L81 259L80 261H77ZM90 257V258H89ZM120 257V258H119ZM126 257V258H125ZM132 257V258H131ZM138 257L139 261L137 259H134ZM178 257V258H177ZM231 257V258H230ZM59 258V259H58ZM89 258V259H88ZM115 258V260H114ZM122 258V259H121ZM145 258H147L145 260ZM150 258V257H149ZM177 261H176V259ZM182 258V259H181ZM243 260H242V259ZM259 258V259H258ZM261 258V259H260ZM87 260V261H84V260ZM96 259V260H95ZM105 259V260H104ZM109 259V261H108ZM120 259V260H119ZM136 261V262H134ZM166 259V260H164ZM254 259V260H253ZM89 260H91V262H88ZM94 260V261H93ZM122 260V261H121ZM127 261L126 263H124L125 261ZM141 260V261H140ZM143 260V261H142ZM145 260V261H144ZM175 260V261H174ZM262 260V261H260ZM110 261H113V262H110ZM118 261V262H117ZM120 261V262H119ZM138 261V262H137ZM173 261V263H172ZM93 262V263H92ZM110 262V263H109ZM117 262V263H115ZM142 262V263H141ZM164 262V263H163ZM168 262V263H166ZM183 262V263H182ZM180 262V264H185V260L183 259V261ZM160 264V263H159Z\"/></svg>",
  "mask_w": 264,
  "mask_h": 264
},
{
  "label": "bare ground",
  "instance_id": "bare-ground-1",
  "mask_svg": "<svg viewBox=\"0 0 264 264\" xmlns=\"http://www.w3.org/2000/svg\"><path fill=\"white\" fill-rule=\"evenodd\" d=\"M41 1V0H40ZM187 1H189V0H187ZM206 1V0H205ZM221 1V0H220ZM76 2V1H75ZM101 2V1H100ZM190 2V1H189ZM208 2H210V1H208ZM52 3H54V2H52ZM41 4L43 5L42 6V8L44 9V7H45V5H46V2L45 1H41ZM50 4V3H49ZM193 4V3H192ZM224 5V4H223ZM54 5L52 4V7H53ZM185 6H186V4H185ZM187 6H190L188 3H187ZM186 6V7H187ZM193 7V6H192ZM191 7V8H192ZM198 7V9H199V6H197ZM218 8V7H217ZM188 9H190V8H188ZM224 9V8H223ZM222 9V10H223ZM31 11H32V9L28 6H20V5H18L16 2H15V0H0V185H2V184H6V186L4 187V189L3 190H0V264H27L26 262H27V259L29 258V254H28V247H27V242L28 241H30V235H31V233H33L32 232V230H34L35 231V228H36V230L37 231H39L40 232V241L42 242V243H45V240H47L48 239V236L49 235H51L52 236V234H53V229H52V225H50L51 226V228L48 226V224H47V222H45V219L44 218H46V216H48V215H50V214H52V212L51 213H49V210H48V207H47V209H46V206H42L41 205V202L40 203H38L37 201L36 202H32L30 199H28L27 197H24L25 195H23V197L22 196H15L14 194H9V195H7L8 194V192H7V189L10 187V186H12V188H15L16 186H15V184L17 183V180H16V177H18V176H16L17 175V173L16 172H21V173H25V174H27V173H38L39 172V174L41 173L42 174V172L45 174V175H50V176H58L59 178H57V177H54V179L51 177V180L54 182V181H59L60 179L62 180V178L61 177H63V178H65V179H63V180H66V182L65 183H63L64 185H66L67 186V184H68V186L70 185L69 184V182L71 181L72 182V184L74 183H76L77 184V186H78V183H80V179H81V177L82 176H80V178H78L77 176H79V175H81V172H78V174H76L77 173V170H75V169H73V167L75 166V162H74V160H71V162L69 163L68 162V164H69V166H70V168H71V170H74V171H72V173L70 172H66L67 170H66V168H65V165L67 164V162H66V160L64 159V157L63 156H65V155H63V156H58V157H56V156H53V155H51V154H49V153H47L45 150H42V147H38V148H34V149H29V147L30 146H32L31 144H28V145H26L25 143H24V141L22 140V137H23V134L24 133H22L20 130H22V131H24L25 129V127L26 126H28V125H26L25 123H24V121L23 120H21L22 118V116H21V114L19 115V110H20V108L22 107V106H24V105H28L29 106V110H30V112H29V116L31 117V121H29V125H30V128L31 129H34L33 131H35V132H38L39 130H38V128H39V125H40V123H41V121L43 120L47 125H49L50 127H52V128H56V129H58V130H60L61 132V134H62V136L67 140V141H73V143H74V147L75 148H78V150H79V152H80V154H81V157H82V159L84 160V161H82L81 162V164L79 165L83 170H86V172H85V177L87 176V174L89 175L90 173L89 172H92V171H96L95 172V174H97V172L99 171H103L104 173L108 170V172L111 174L110 175V178H111V182H110V186L108 187V189H109V191H112V193L115 191V188H119V185L120 186H122L121 184H123L124 186H126V187H128V186H131V185H138V183H139V181H140V178H142V175H141V177L140 178H138L139 179V181H138V183H137V178H135V176H137V177H139L140 175V173H139V169H141V173H142V170L144 169V167H147V164H148V162H152V163H154V160L153 161H149V157L152 155V156H156V150L157 149H155V146H156V141H155V137L153 136V134L151 135V134H148V132L146 131V129H145V125L143 126L142 124H138L137 122H141L142 120H137L136 121V123L135 122H133L131 119H127L126 118V122H125V125L124 126H122V125H120L119 124V122L121 121V119H119V121H118V123H117V126L118 127H114V129L116 128L117 130H114L115 131V133H116V135H115V143H113V145H110V146H105V152H106V155H105V157L103 156V159L102 158H99V157H97V154H99V153H101V151H99L98 150V148H100V146H95V143L94 142H92V139H90V136H89V134H86L85 133V129H84V127H83V125H82V123H80L81 121L80 120H85L86 118L88 119V121H89V123H91L90 122V120L91 119H96L98 122H105V121H107V119H109V116H111L112 114L110 113V109H112V107H110V104H109V100L110 99H112V97L110 98V96H109V98H107V95H108V93H107V90H108V88H106V86L107 85H105L104 83H102L101 84V86H99V89H97V91H96V93H98L99 95H94V98L91 100L92 101V103H91V101H88V98H87V102L86 103H82V102H79V100L80 99H78V98H76V99H78V101L76 100H74L73 101V99H72V97L70 96L71 94H69V90H62V88H61V90L59 89L58 91L57 90H55V91H53V90H51V85L50 84H52L53 83V81L54 80H51V81H49L48 80V78H50V76H51V67H50V65L48 64V65H46V66H44V64H43V61L41 60V58L40 59H38V56H40V55H42V53L41 54H39V43H40V41H44V39H40V37H39V40L37 41V42H35V44H33V46L32 47H30V43L29 44H25V43H20V41H17V38L16 37H13V36H10V40L11 41H13L12 43H10V44H8V42H9V40H8V33H10L9 31H8V29H10V27L11 28H13L17 33H20V32H22L23 30H25L26 29V27L29 25L30 26V24H32V23H34L36 26H35V30L37 29V24L39 23V21H40V19L39 18H41V17H39L38 19L37 18H33V15L31 14ZM35 11V10H34ZM77 11V10H76ZM209 11V10H208ZM36 12V11H35ZM60 12V11H59ZM58 12V13H59ZM62 12V11H61ZM60 12V13H61ZM192 12V11H191ZM210 12V11H209ZM208 12V13H209ZM55 13H57V12H55ZM200 13V12H199ZM203 13V12H202ZM51 14V13H50ZM63 14V13H62ZM65 14V13H64ZM202 15V14H201ZM218 15V14H217ZM52 16H54V15H52ZM59 16V15H58ZM62 16V15H61ZM76 16V15H75ZM212 16V15H211ZM210 16V17H211ZM231 16V15H230ZM57 17V16H56ZM203 17V16H202ZM206 17V16H205ZM218 17V16H217ZM222 17L223 18H225V19H229V18H227V16H226V14H224V15H222ZM46 18H47V16H46ZM50 18V17H49ZM52 18V17H51ZM190 18V17H189ZM197 18V17H196ZM209 18V17H208ZM208 18H204V19H202L204 22H206L205 20H207ZM233 18V17H232ZM235 18V17H234ZM56 19V18H55ZM200 19V18H199ZM211 18H209V20H210ZM42 20V19H41ZM197 20V19H196ZM208 20V21H209ZM230 21L229 22H231V21H233V19H229ZM235 20H237V19H235ZM215 21V20H214ZM5 22H10V24L9 25H6V23ZM209 22H211V21H209ZM208 22V23H209ZM225 22H226V20H225ZM42 23H44V22H42ZM200 23H202V22H200ZM207 23V24H208ZM214 23H216V21L215 22H212V26L211 27H213V28H215V25H214ZM220 23V22H219ZM222 24H224L223 23V21L221 22ZM233 23V22H232ZM24 24H27V26H25ZM33 24V25H34ZM60 24V23H59ZM188 24V23H187ZM196 24V23H195ZM210 24V23H209ZM208 24V25H209ZM217 24V23H216ZM229 24V23H228ZM227 24V25H228ZM57 25V24H56ZM202 25V24H201ZM206 25V24H205ZM211 25V24H210ZM214 25V26H213ZM225 25V24H224ZM223 25V26H224ZM232 25V24H231ZM61 26V25H60ZM187 26V25H186ZM190 26V25H189ZM192 26V25H191ZM204 26V25H203ZM217 26H219V25H217ZM184 27H185V25H184ZM199 27V26H198ZM193 28V26L191 27L192 28V30L193 29H196V32H197V29H199V28ZM206 27V26H205ZM233 28H234V26H232ZM232 27H229V30H230V28H232ZM248 27V26H247ZM252 27V26H251ZM31 28V27H30ZM51 28H52V26H51ZM51 28H50V31H51ZM55 28V27H54ZM201 28L203 29V27L201 26ZM228 28V27H227ZM233 28H232V31H233ZM253 28V27H252ZM251 28V31L253 30ZM12 29V30H13ZM202 29H200V31L202 30ZM244 29L246 30V28L244 27ZM49 30V29H48ZM66 30V29H65ZM191 30V31H192ZM204 30V29H203ZM211 30H213V29H211ZM222 29H220V31H221ZM226 30V29H225ZM245 30L243 31L244 33H245ZM248 30V29H247ZM246 30V31H247ZM31 31V30H30ZM42 31H43V29H42ZM45 31V30H44ZM68 31V30H67ZM185 31V30H184ZM199 31V30H198ZM213 31H215V30H213ZM217 31H218V29H217ZM223 31V30H222ZM250 31V32H251ZM34 32V31H33ZM72 32V31H71ZM192 32H194V31H192ZM206 32V31H205ZM209 32V31H208ZM224 32V31H223ZM41 33V32H40ZM48 33V32H47ZM51 33V32H50ZM69 33H70V31H69ZM200 33L201 32H197V34L198 35H200ZM203 34H204V32H202ZM218 33V32H217ZM221 33V32H220ZM225 33V32H224ZM223 33V34H224ZM232 33V32H231ZM24 34H26V33H24ZM27 34H29V33H27ZM49 34V33H48ZM48 34H46V35H48ZM72 34V33H71ZM182 34H184V32L182 33ZM185 34H186V32H185ZM202 34V35H203ZM222 34V33H221ZM246 34V33H245ZM250 34V33H249ZM30 35V34H29ZM198 35L196 36V40H197V37H198ZM243 35V34H242ZM45 36V35H44ZM65 36V35H64ZM215 36V35H214ZM223 36V35H222ZM222 36H220V37H222ZM251 36V35H250ZM49 37V36H48ZM185 37V36H184ZM224 37V36H223ZM11 38H14L13 40L11 39ZM22 38V37H21ZM42 38H43V36H42ZM74 38V37H73ZM206 38V37H205ZM243 38V37H242ZM200 39V41H201V37L199 38ZM198 39V40H199ZM207 39V38H206ZM182 40V39H181ZM188 40V39H187ZM186 40V41H187ZM196 40H194V41H196ZM203 40H205V39H203ZM202 40V41H203ZM62 41V40H61ZM193 41V42H194ZM202 41H201V43H202ZM196 42H198V41H196ZM196 42L194 43V46H195V44H196ZM205 42H206V40H205ZM204 42V43H205ZM245 42V41H244ZM188 43V42H187ZM234 43V42H233ZM190 44H192V42L190 43ZM206 44V43H205ZM198 46H196V47H202L203 45L201 44V46H199V43L197 44ZM249 45V44H248ZM247 45V46H248ZM49 46V45H48ZM47 46V47H48ZM68 46V45H67ZM82 46H84V45H82ZM182 46V45H181ZM184 46V45H183ZM187 46V45H186ZM193 46V47H194ZM206 46H207V44H206ZM205 46V47H206ZM210 46V45H209ZM46 47V46H45ZM191 48H193L192 47V45L190 46ZM204 47V46H203ZM43 48V47H42ZM187 48V47H186ZM186 48H184V50L186 49ZM44 49V48H43ZM85 49V48H84ZM182 49H183V47H182ZM202 49V48H201ZM204 49V48H203ZM87 50V49H86ZM188 50V49H187ZM192 50V49H191ZM194 50H195V48H194ZM199 49H197L196 51H198ZM41 51H43V50H41ZM80 52H81V50H80ZM193 52V51H192ZM187 53V52H186ZM197 53V52H196ZM200 53H203L204 54V52L203 51H200ZM74 54V53H73ZM72 54V55H73ZM93 54V53H92ZM183 54V53H182ZM199 54V53H198ZM206 55V54H205ZM197 56V55H196ZM198 56H200V55H198ZM246 56V55H245ZM78 57V56H77ZM91 57V56H90ZM93 57V56H92ZM180 57V56H179ZM237 57V56H236ZM235 57V58H236ZM72 58V57H71ZM168 58H170V57H168ZM182 58V57H181ZM187 58V57H186ZM89 59V58H88ZM179 59V58H178ZM183 59V58H182ZM90 60V59H89ZM174 60V59H173ZM95 61H96V59H95ZM169 61V60H168ZM171 61V60H170ZM176 61L179 63V61L176 59ZM185 61H187V60H185ZM191 61V60H190ZM80 63H81V61H80ZM88 63V62H87ZM171 63V62H170ZM169 63V64H170ZM186 63V62H185ZM188 63H190L189 62V60H188ZM91 64V63H90ZM166 64H167V62H166ZM172 64V63H171ZM170 64V65H171ZM183 64V63H182ZM78 65V64H77ZM94 65V64H93ZM110 65V64H109ZM123 65V64H122ZM169 65V66H170ZM173 65V64H172ZM196 65H198V64H196ZM53 66V65H52ZM70 66V65H69ZM106 66V65H105ZM221 66V65H220ZM67 68H68V66H66ZM86 67V66H85ZM93 67V66H92ZM95 67V66H94ZM115 67H117V66H115ZM115 67H114V69H115ZM118 67H120V66H118ZM123 67V66H122ZM74 68V67H73ZM72 68V69H73ZM90 68V67H89ZM106 68H107V66H106ZM109 68V67H108ZM110 68H112V67H110ZM121 68V67H120ZM201 68V67H200ZM211 68V67H210ZM221 68V67H220ZM223 68V67H222ZM228 68V67H227ZM80 69H81V66H80ZM118 69V68H117ZM123 69V68H122ZM126 69V68H125ZM125 69H123V70H125ZM129 69V68H128ZM167 69V68H166ZM194 69H196L195 67H194ZM199 69V68H198ZM202 69H204V68H202ZM224 69V68H223ZM91 70V69H90ZM90 70L88 69V71L90 72ZM119 70V69H118ZM164 70H165V68H164ZM178 70V69H177ZM191 70V69H190ZM205 70V69H204ZM87 71V72H88ZM92 71H95L94 69H92ZM110 71H111V69H110ZM122 71V70H121ZM126 72H127V69L125 70ZM131 71V70H130ZM133 71V70H132ZM140 71V70H139ZM183 71V70H182ZM62 72V71H61ZM81 72V71H80ZM82 72H84V71H82ZM88 72V73H89ZM113 72H115V71H113ZM126 72H123V75H124V73H126ZM137 72V71H136ZM170 72V71H169ZM68 73V72H67ZM62 74V73H61ZM84 74V73H83ZM83 74H82V76H83ZM92 74V73H91ZM97 74V73H96ZM103 74H104V72H103ZM103 74L101 75V76H103ZM106 74H110V72L109 73H106ZM113 75H114V73H112ZM127 74V73H126ZM175 74V73H174ZM75 75V74H74ZM95 75V74H94ZM113 75H112V78H113ZM117 75V74H116ZM207 75V74H206ZM73 76V75H72ZM89 76V75H88ZM97 76V75H96ZM101 76L98 74V78L96 77V79H99V77L101 78ZM108 76V75H107ZM118 76V75H117ZM122 75H120V77H121ZM128 76V75H127ZM132 76H133V74H132ZM131 76V77H132ZM178 76H179V74H178ZM237 76V75H236ZM84 77V76H83ZM87 77V76H86ZM109 78H111L110 77V75L108 76ZM125 77V76H124ZM175 77V76H174ZM231 77V76H230ZM244 77V76H243ZM63 78V77H62ZM65 78H67V77H65ZM65 78H63V79H65ZM73 78V77H72ZM82 78V77H81ZM103 78H104V76H103ZM102 78V79H103ZM60 79V78H59ZM58 79V80H59ZM105 79H107V81H108V78H106V76H105ZM104 79V80H105ZM113 79H115L116 80V78H113ZM133 79V78H132ZM241 79H242V77H241ZM246 79V78H245ZM86 80V79H85ZM95 80V79H94ZM110 80V79H109ZM121 80V79H120ZM157 80V79H156ZM168 80V79H167ZM63 81V80H62ZM61 81V82H62ZM67 81V80H66ZM70 81V80H69ZM71 81H72V79H71ZM77 81H79V80H77ZM82 81V80H81ZM98 82H100L99 80H97ZM244 81V80H243ZM92 82H93V80H92ZM104 82V81H103ZM116 82H118V77H117V81ZM115 82V83H116ZM123 82V80H121V82H120V84H119V82H118V84L119 85H121V83ZM242 82V81H241ZM246 82V81H245ZM49 83V84H48ZM63 83V82H62ZM78 83V82H77ZM82 83V82H81ZM84 83V82H83ZM95 83H96V80H95ZM112 83V82H111ZM129 83V82H128ZM149 83V82H148ZM222 83V82H221ZM41 84H44V85H48V90L46 89L45 91H43V90H41L40 89V87H41ZM59 84H61L60 82H59ZM65 84V83H64ZM75 83H73L72 84V86L74 85ZM85 84V83H84ZM90 84V83H89ZM100 84V83H99ZM113 84H114V82H113ZM113 84H110L111 85V87H112V85ZM118 84H116V85H118ZM125 84V83H124ZM131 84V83H130ZM150 84H152V83H150ZM239 84V83H238ZM242 84V83H241ZM50 85V86H49ZM82 85V84H81ZM95 85V84H94ZM98 85V84H97ZM96 85V86H97ZM115 85V84H114ZM127 84H125V86H126ZM153 85H154V83H153ZM226 85H228V84H226ZM233 85H235V84H233ZM65 86V85H64ZM68 86V85H67ZM87 86V85H86ZM90 86V85H89ZM108 86H109V84H108ZM124 86V87H125ZM138 86V85H137ZM185 86V85H184ZM39 87V89H37ZM59 87H60V85H59ZM62 87H63V85H62ZM78 87H80V86H78ZM83 87H84V85H83ZM92 87H95V86H93V83H92ZM130 87H132V85L130 86ZM240 87H241V85H240ZM29 88H31L32 90H34L36 93L35 94H33V96L32 95H28V93H26V91H27V89H29ZM76 88V87H75ZM97 88H98V86H97ZM113 88V87H112ZM133 88V87H132ZM136 88V87H135ZM139 88V87H138ZM138 88H136V89H138ZM181 88V87H180ZM225 88V87H224ZM235 88V87H234ZM82 89V91H83V88H81ZM109 89H110V87H109ZM117 89H118V87H117ZM143 91H144V89L143 88H141ZM146 89V88H145ZM227 89H229V88H227ZM31 90V91H32ZM72 90V89H71ZM93 90V89H92ZM96 89H94V91H95ZM120 90H122V89H120ZM133 89H131V91H132ZM135 90V89H134ZM140 90V89H139ZM138 90V91H139ZM149 91L150 90H152V89H148ZM148 90H146V91H148ZM211 90V89H210ZM231 90V89H230ZM68 91V92H67ZM80 91V90H79ZM78 91V92H79ZM118 91V90H117ZM135 91H137V90H135ZM153 91V90H152ZM181 91H182V89H181ZM17 92V93H16ZM73 92V91H72ZM93 92V91H92ZM91 92V93H92ZM114 92V91H113ZM121 92V91H120ZM119 92V93H120ZM124 93H125V90L123 91ZM133 92V91H132ZM158 92V91H157ZM71 93V92H70ZM82 93V92H81ZM81 93H79L78 95L80 96V94ZM110 93V92H109ZM128 93V92H127ZM153 93V92H152ZM155 93V92H154ZM15 94H16V96H15ZM20 94H21V96H22V94H23V98L21 97L20 98ZM24 94L26 95V96H24ZM84 94V93H83ZM82 94V95H83ZM93 94H94V92H93ZM122 93H120L119 95H121ZM132 94V93H131ZM135 94V93H134ZM134 94H133V97H135L134 96ZM146 94V93H145ZM173 94H174V92H173ZM112 95V94H111ZM116 95H118V93L117 94H115V96ZM123 95V94H122ZM121 95V97H122V99H123V96ZM128 95V94H127ZM154 95V94H153ZM77 95H75V97H76ZM79 96H77V97H79ZM128 96H130V92H129V95ZM128 96H127V98H128ZM140 96V94L138 95V97ZM158 96H159V94H158ZM174 96V95H173ZM86 97V96H85ZM132 96H130V98H131ZM157 97V96H156ZM163 96H161V98H162ZM116 98V97H115ZM118 98H120L119 96H118ZM160 98V97H159ZM160 98V99H161ZM51 99H53V101L55 100V101H57L56 102V105L55 104H53L52 103V100ZM113 99H114V94H113ZM112 99V100H113ZM124 99H126L125 98V96H124ZM132 99V98H131ZM130 99V100H131ZM148 99V98H147ZM167 99V98H166ZM168 99H169V97H168ZM170 99H172V98H170ZM170 99H169V101H170ZM209 99V98H208ZM108 100V101H107ZM111 100V101H112ZM117 100H119V99H117ZM137 100V99H136ZM103 101H106V102H104V105H106V109H103L102 107H100V108H102L106 113L105 114H103L102 112H103V110L102 111H100V108H99V105H100V103H102ZM150 101V100H149ZM120 102H121V100H120ZM120 102H118V103H120ZM123 102V101H122ZM130 102V101H129ZM141 102V101H140ZM151 102V101H150ZM149 102V103H150ZM162 102V101H161ZM166 101H164V103H165ZM89 103H91L90 105H89ZM144 103H146V102H144ZM143 103V104H144ZM148 103V102H147ZM209 103H210V105L212 104V101L210 102L209 101ZM15 104H16V106H15ZM123 104V103H122ZM126 104V103H125ZM129 104V103H128ZM131 104V103H130ZM143 104H141V105H143ZM156 104V103H155ZM167 103H165V105H166ZM206 104H207V102H206ZM55 105V106H54ZM93 105V106H92ZM113 106H114V103L112 104ZM111 105V106H112ZM115 105H118L116 102H115ZM135 105V104H134ZM140 105V106H141ZM160 105V104H159ZM161 105H163V104H161ZM165 105H163V107H167V106H165ZM168 105V104H167ZM204 105V104H203ZM209 105V106H210ZM240 105V104H239ZM19 106V107H18ZM25 106V107H26ZM119 106V105H118ZM117 106V107H118ZM126 106V105H125ZM139 106V107H140ZM177 106V105H176ZM116 107V106H115ZM113 108L112 109V111H114L116 108ZM121 107V106H120ZM119 107V108H120ZM127 107H128V105H127ZM179 107V106H178ZM200 107V106H199ZM199 107H198V109H199ZM202 107V106H201ZM212 107V106H211ZM211 107L209 108V109H207V111H205V112H203L201 115H200V117H199V119H198V116H197V124H194V126L192 125H190V127H189V129H188V126H185L186 128H183V129H187V131L185 132H183V133H187V132H190V129L192 128V130L194 131V129L195 128H197V129H199V127L197 126V125H199V126H201V127H205V126H207L206 125V123H207V121L205 120V117H206V115H207V113L208 112H210V109H211ZM214 107V108H213ZM213 107H212V109L211 110H215V111H218L219 110V107H218V103H216V101H215V103L213 104ZM130 108V107H129ZM193 108V107H192ZM97 109H99V111L97 110ZM121 109H122V107H121ZM125 109V108H124ZM136 109V108H135ZM140 109V108H139ZM150 109V108H149ZM143 110V109H142ZM147 110V109H146ZM242 110V109H241ZM119 111H120V109H119ZM134 111V110H133ZM153 111V110H152ZM157 111H158V109H157ZM172 111V110H171ZM239 111V110H238ZM144 112V111H143ZM168 112V111H167ZM179 112V111H178ZM196 112V111H195ZM212 112V111H211ZM107 113H109L108 115H107ZM119 113V112H118ZM124 113V112H123ZM130 113V112H129ZM138 113V112H137ZM136 113V114H137ZM141 113H142V111H141ZM145 114L147 113V111L146 112H144ZM158 113V112H157ZM156 113V115H161L160 113L159 114H157ZM188 113V112H187ZM235 113V112H234ZM27 114V113H26ZM111 114V115H110ZM125 114V113H124ZM154 114H155V112H154ZM175 114V113H174ZM181 114V113H180ZM189 114V113H188ZM195 114V113H194ZM212 114H214V115H216V114H218V112L216 113V112H214V113H212ZM211 114V115H212ZM147 115H149V114H147ZM163 115V114H162ZM166 115H167V113H166ZM177 115H179V114H177ZM190 115V114H189ZM188 115V116H189ZM197 115H199V114H197ZM214 115H213V117H214ZM231 115V114H230ZM96 116H97V118H96ZM120 116V115H119ZM155 116V115H154ZM172 116V115H171ZM182 116V115H181ZM180 116V117H181ZM209 116V115H208ZM207 116V117H208ZM112 117V116H111ZM116 117V116H115ZM121 117V116H120ZM122 117H124V115L122 116ZM121 117V118H122ZM136 117V116H135ZM140 117V116H139ZM164 117H166V116H164ZM190 117H192V116H190ZM210 117V116H209ZM26 118V117H25ZM125 118V117H124ZM128 118H130V116L128 117ZM137 118V117H136ZM136 118H135V120H136ZM147 118H148V116H147ZM150 118H151V116H150ZM187 118V117H186ZM185 118V120H188L189 121V119H186ZM189 118V117H188ZM215 118V117H214ZM214 118H212V119H214ZM123 119V118H122ZM184 119V118H183ZM208 119H211V118H208ZM115 120V119H114ZM125 120V119H124ZM128 120V121H127ZM177 120V119H176ZM181 120V119H180ZM184 120V121H185ZM217 120V119H216ZM8 121V122H7ZM28 121V120H27ZM87 121V122H88ZM110 121H111V119H110ZM212 121V120H211ZM40 122V123H39ZM93 122V121H92ZM94 122H95V120H94ZM165 122V121H164ZM182 122H183V120H182ZM225 122V121H224ZM80 123V124H79ZM97 123V122H96ZM113 123V122H112ZM185 123V122H184ZM189 123H191V122H188V124ZM43 124V123H42ZM86 124H88V123H86ZM94 124V123H93ZM100 124V123H99ZM98 124V125H99ZM109 124H111V122L109 123ZM116 124V122L114 123V125ZM146 124V123H145ZM176 124V123H175ZM179 124V122L177 123V127H179V129H180V125H178ZM182 124V123H181ZM193 124V123H192ZM210 124V123H209ZM208 124V125H209ZM26 125V126H25ZM97 125V124H96ZM101 125V124H100ZM99 125V126H100ZM103 125V124H102ZM106 125H108V124H106ZM113 125V124H112ZM87 126H90L89 124L87 125ZM109 126V125H108ZM163 126H165V125H163ZM183 126V127H184ZM86 127V126H85ZM113 127V126H112ZM171 127H174L173 126V124H172V126ZM176 127V126H175ZM176 127V128H177ZM182 127V126H181ZM22 128V129H21ZM87 128V127H86ZM110 128V127H109ZM146 128H147V126H146ZM150 128V127H149ZM42 129H43V127H42ZM93 129V128H92ZM101 129V128H100ZM99 129V130H100ZM108 129V128H107ZM171 129V128H170ZM178 129V128H177ZM176 129V131H178ZM182 129V130H183ZM196 129V130H197ZM206 129H211V127H209V128H205L204 130L202 129L201 131H202V133H203V135H205V131H207ZM41 130V129H40ZM102 130V129H101ZM100 130V131H101ZM165 130H166V128H165ZM172 130V132H174L175 130L174 129H171ZM170 130V131H171ZM174 130V131H173ZM189 130V131H188ZM98 131V130H97ZM99 131V132H100ZM105 131V130H104ZM103 131V132H104ZM108 131V130H107ZM168 131L169 130H167L166 132H167V134H169L168 133ZM180 131V130H179ZM193 131L192 132H190L191 134H194L193 133ZM198 131H200V129L198 130ZM197 131V132H198ZM204 131V132H203ZM210 131V130H209ZM27 132V131H26ZM46 132V131H45ZM53 132V131H52ZM102 132V131H101ZM106 132V131H105ZM110 132V131H109ZM112 132V131H111ZM110 132V133H111ZM153 132V131H152ZM165 132V131H164ZM182 132V131H181ZM34 133V132H33ZM42 133V132H41ZM54 133V132H53ZM58 133V132H57ZM108 133V132H107ZM171 133V132H170ZM176 133V132H175ZM175 133H174V136H176L175 135ZM210 133V132H209ZM72 134H74V135H72ZM96 134V133H95ZM101 134V133H100ZM103 134V133H102ZM156 134H158V133H156ZM161 134V133H160ZM165 134V133H164ZM172 134V133H171ZM180 134V133H179ZM178 134V135H179ZM188 134V133H187ZM187 134H185V135H187ZM207 134V133H206ZM98 135V134H97ZM104 135V134H103ZM183 136H184V134H182ZM181 135V136H182ZM195 135V134H194ZM194 135L192 136L193 138H194ZM200 135V134H199ZM25 136V135H24ZM38 136V135H37ZM62 136H61V138H62ZM107 136H109V135H107ZM111 136V135H110ZM162 136V135H161ZM168 136H170V135H168ZM180 136V137H181ZM188 136H190V135H188ZM188 136H185L184 138H186V137H188ZM198 136V135H197ZM157 137V136H156ZM167 137V136H166ZM176 137H178V136H176ZM191 137V138H192ZM200 137V136H199ZM198 137V138H199ZM201 137H202V135H201ZM204 137V136H203ZM54 138H55V136H54ZM60 138V137H59ZM159 138V137H158ZM164 138V137H163ZM168 138V137H167ZM169 138H171V137H169ZM182 138V137H181ZM183 138V139H184ZM190 138V137H189ZM189 138H187V139H189ZM190 138V141L188 140V142L186 141L187 139H185V141H186V143H184V142H182V143H184V144H188L189 142H192V139ZM109 139V138H108ZM111 139V138H110ZM165 139V138H164ZM175 140L176 139H178V138H174ZM173 139V140H174ZM195 139V138H194ZM194 139H193V141H194ZM28 140V139H27ZM36 140V139H35ZM43 140V139H42ZM106 140H107V138H106ZM157 140V139H156ZM171 141H172V138L170 139ZM170 140H169V142H170ZM197 140V139H196ZM200 140L202 141L203 139H201L200 138ZM205 140V139H204ZM48 141V140H47ZM166 142L168 141L167 139L165 140ZM178 141V140H177ZM181 141H182V139H181ZM184 141V140H183ZM200 141V142H201ZM206 141H208V140H206ZM40 142V141H39ZM111 142V141H110ZM175 142V141H174ZM58 143H60V142H58ZM68 143V142H67ZM66 143V144H67ZM108 144H109V142H107ZM160 143V142H159ZM165 143V142H164ZM163 143V144H164ZM172 143V142H171ZM179 145H180V140H179ZM182 143H181V145H182ZM193 143V142H192ZM205 143V142H204ZM25 144V145H24ZM40 144V143H39ZM102 144V143H101ZM168 144V143H167ZM173 144H177L176 142L175 143H173ZM173 144H171V146L173 145ZM178 145V148L179 147H181V145L179 146ZM202 146H203V144H201ZM209 145V144H208ZM58 146V145H57ZM158 146L159 147H161V146H163V145H159L158 144ZM158 146L156 147V148H158ZM165 146H166V144H165ZM174 146V145H173ZM183 146L184 145H182V147L181 148H183ZM60 147V146H59ZM170 147V146H169ZM175 147H176V145H175ZM175 147H172V149L174 148L175 150H176V152H177V147L175 148ZM186 147H188V145L186 146ZM207 147V146H206ZM211 147L213 148V145H211ZM66 148V147H65ZM165 149H167L168 147H164ZM164 148H162L163 149V151H165L164 150ZM184 148H185V146H184ZM189 148V147H188ZM188 148H186V149H183V150H187ZM159 150H160V148H159ZM169 151L171 150V149H168ZM179 150H180V148H179ZM167 151V150H166ZM174 151V150H173ZM188 151H190V150H188ZM208 151V150H207ZM64 152V151H63ZM74 152V151H73ZM160 152V151H159ZM175 152V153H176ZM201 152V151H200ZM210 152V151H209ZM158 153V152H157ZM166 153H168V152H166ZM178 153V152H177ZM180 153V152H179ZM70 154H72V153H70ZM69 154V155H70ZM163 154H164V152H163ZM181 154H182V150H181ZM180 154V155H181ZM159 155V154H158ZM157 155V156H158ZM168 155V154H167ZM167 155H166V157H167ZM171 155V154H170ZM175 155V154H174ZM178 155V154H177ZM183 155V154H182ZM187 156V155H186ZM101 157V156H100ZM161 157H163V156H161ZM169 157V156H168ZM167 157V158H168ZM171 157H172V155H171ZM171 157H169L170 159H172ZM184 157H185V154H184ZM70 158V157H69ZM158 158H160L159 156H158ZM157 158V160H161V161H163L162 159H158ZM176 158L178 159V157L176 156ZM66 159H68V158H66ZM181 159H182V156H181ZM180 159V160H181ZM185 159V158H184ZM188 159V158H187ZM152 160V159H151ZM157 160H155L156 162H158ZM164 160H165V157H164ZM169 161H171V160H169ZM169 161H167V162H169ZM173 161V160H172ZM165 162V161H164ZM178 162H179V160H178ZM182 162H183V160H182ZM162 163V162H161ZM173 164L175 163L176 164V162H172ZM156 163H154V165H155ZM159 164H160V161H159ZM164 164H167L166 162L164 163ZM17 165H21V167H19V166H17ZM146 165V166H145ZM150 166H151V163L149 164ZM163 165V164H162ZM169 166H170V164H168ZM177 165V164H176ZM175 165V166H176ZM144 166V167H143ZM76 167H77V165H76ZM104 167H107L106 169L104 168ZM149 167V166H148ZM147 167V168H148ZM154 167V166H153ZM159 166H157V168H158ZM160 167H161V165H160ZM2 168H4V171H2ZM69 168V169H70ZM146 168V171L148 170L149 171V169H147ZM150 168V167H149ZM186 169V168H185ZM137 170H139L138 171V173H136L137 172ZM148 171H147V173H148ZM156 171H158V170H156ZM155 171V172H156ZM185 171V170H184ZM76 172V173H75ZM151 172L153 173V171L151 170ZM154 172V173H155ZM183 172V171H182ZM16 173V174H15ZM94 173V172H93ZM144 173H145V171H144ZM149 173H150V171H149ZM149 173H148V175H149ZM153 173V174H154ZM161 173V172H160ZM187 173V171H185L184 173H182V174H184V176H185V178H186V182H188L187 181V179L189 178V177H191L192 178V176L194 177V175L193 174H191L192 176H187L186 177V174ZM24 174V175H25ZM146 174V173H145ZM155 174H157V173H155ZM154 174V175H155ZM188 175L190 174L189 172L187 173ZM18 175H19V173H18ZM23 175V176H24ZM28 175V174H27ZM91 175V174H90ZM98 175V174H97ZM106 175V174H105ZM104 175V176H105ZM150 175H152V174H150ZM159 175V174H158ZM161 176H159V178H160V180H163V177H162V174H160ZM175 175H178L177 173L175 174ZM157 176V175H156ZM171 176V175H170ZM173 176V175H172ZM180 176H183V175H180ZM26 177V176H25ZM28 177V176H27ZM30 177H31V175H30ZM33 177V176H32ZM145 177V176H144ZM173 177H175V176H173ZM43 178V177H42ZM89 178H91L90 176H89ZM89 178H86V179H89ZM97 178V176H95V177H92V182H94L93 180H97L96 179ZM155 178V177H154ZM154 178L152 177L151 179H150V177H149V181L150 180H154ZM165 178H167L166 177V175L164 176V180H165ZM172 178V177H171ZM170 177L169 178H167L166 180H168V179H171ZM177 178V177H176ZM175 178V179H176ZM184 178V179H185ZM24 179V178H23ZM27 179V178H26ZM49 179V178H48ZM155 179H157V177L155 178ZM174 179V178H173ZM172 179V180H173ZM20 180H22V179H20ZM20 180H18V181H20ZM61 180H60V183H61ZM142 180H143V178H142ZM158 180V179H157ZM194 180H198V179H196V178H194ZM194 180H192V183H195V186L197 187V185H200V184H197L196 183V181L195 182H193ZM28 181V180H27ZM27 181H24V182H27ZM32 181H33V178H32ZM32 181H31V183H32ZM86 181V180H85ZM88 182H85L86 184H85V186H83V187H88V190H89V188H91L92 186H95V185H93L92 184V182H90L91 180H87ZM145 181V180H144ZM171 181V180H170ZM182 181H183V177H182ZM29 182V181H28ZM44 182V181H43ZM82 182V181H81ZM99 182V181H98ZM106 182V181H105ZM142 182V181H141ZM157 182V181H156ZM158 182H159V180H158ZM156 183V184H158L159 185V183ZM160 182H162V184H163V181H160ZM168 183H169V180L167 181ZM185 182V181H184ZM183 182V183H184ZM198 182V181H197ZM204 182V181H203ZM33 183H34V181H33ZM45 183V182H44ZM59 183V182H58ZM102 182H100V184H101ZM146 183V182H145ZM144 183V184H145ZM153 183V182H152ZM154 183H155V181H154ZM164 183H165V181H164ZM173 183V182H172ZM171 183V184H172ZM190 181H189V184L188 183H184V184H187V186H189L190 185ZM192 183H191V187H193L194 188V184H193V186H192ZM198 183H200V182H198ZM42 184V183H41ZM46 184V183H45ZM48 184V183H47ZM50 184V183H49ZM62 184V183H61ZM140 184V183H139ZM142 184V183H141ZM151 184V181L149 182V184H148V186ZM161 184V183H160ZM173 184H176V183H173ZM197 184V185H196ZM201 184H204V183H201ZM17 185V184H16ZM22 185V184H21ZM51 185H55V183L54 184H52L51 183ZM80 185V184H79ZM82 185V184H81ZM97 185V187H98V184H96ZM136 185V186H137ZM143 185V184H142ZM145 185H147V183L145 184ZM144 185V186H145ZM158 185H156L157 187H158ZM169 184H167V186H168ZM182 185V184H181ZM3 186V185H2ZM14 186V187H13ZM19 186V185H18ZM17 186V187H18ZM34 186H35V184H34ZM36 186H37V184H36ZM56 186V185H55ZM54 186V187H55ZM58 186V185H57ZM63 186V185H62ZM75 186V185H74ZM102 186V185H101ZM107 186V185H106ZM136 186H134V187H136ZM178 186H180V185H178ZM29 187V186H28ZM47 187V186H46ZM50 187V186H49ZM59 187V186H58ZM65 187V186H64ZM64 187H61V188H63L64 189ZM80 187H82V186H80ZM138 187H142V186H140V185H138ZM151 187V186H150ZM163 187V186H162ZM170 187V186H169ZM186 187V186H185ZM190 187V188H191ZM20 188V187H19ZM21 188H22V186H21ZM20 188V189H21ZM30 188H31V186H30ZM32 188H33V186H32ZM56 188V187H55ZM84 188V189H85ZM122 188V187H121ZM137 188V187H136ZM144 188V187H143ZM154 187H152V189H153ZM159 188V187H158ZM2 189V188H1ZM18 189V188H17ZM52 189V188H51ZM58 189V188H57ZM75 189V188H74ZM79 189V188H78ZM77 189V190H78ZM101 189H102V187H101ZM123 189H124V187H123ZM127 189H129V187L127 188ZM135 189V188H134ZM138 189H141V188H137L136 190H138ZM151 189V188H150ZM154 189H156V188H154ZM164 189V188H163ZM167 189H168V187H167ZM170 190H171V187L169 188ZM180 189V188H179ZM24 190V189H23ZM33 190V189H32ZM40 190H41V188H40ZM50 190V189H49ZM54 190V189H53ZM59 190V189H58ZM57 190V191H58ZM83 190V189H82ZM87 190V191H88ZM94 190V189H93ZM97 190V189H96ZM95 190V191H96ZM135 190V191H136ZM143 190V189H142ZM157 190V189H156ZM155 190V191H156ZM183 190V189H182ZM186 190V189H185ZM185 190H183V191H185ZM188 190H190V189H188ZM197 190H198V188L196 189V193H197ZM18 191H19V189H18ZM26 191V190H25ZM29 191V190H28ZM36 191V190H35ZM38 191V190H37ZM51 191V190H50ZM70 191V190H69ZM75 191V190H74ZM80 191V190H79ZM92 191V190H91ZM95 191L93 192V196H94V193H95ZM99 191V190H98ZM106 191V190H105ZM117 191V190H116ZM129 191V190H128ZM132 191H133V189H132ZM134 191V193H137V192H135ZM144 191H145V189H144ZM147 191H148V189H147ZM152 191V190H151ZM179 191V190H178ZM177 191V192H178ZM192 191H193V189H192ZM200 191V190H199ZM13 192V191H12ZM22 192H24V191H22ZM27 192V191H26ZM56 192V191H55ZM54 192V193H55ZM60 192V191H59ZM85 192V191H84ZM84 192H83V194H82V191H81V194H82V196L85 198L86 197V194H84ZM89 193H90V191H88ZM102 193H103V190L101 191ZM140 193H141V191H139ZM138 192V193H139ZM143 192V191H142ZM154 192V191H153ZM157 192V191H156ZM159 192V191H158ZM170 192V191H169ZM174 192V191H173ZM173 192H171V193H173ZM193 192H195V190L193 191ZM25 193V192H24ZM31 193H33V191L32 192H30V194ZM42 193V192H41ZM52 193V192H51ZM57 193V192H56ZM78 193V192H77ZM98 193V192H97ZM115 193H118V192H115ZM137 193V194H138ZM139 193V194H140ZM145 193H146V191L144 192V195H145ZM160 193V192H159ZM168 193V192H167ZM167 193H165V194H167ZM182 192L180 191V194H181ZM184 193H186V192H184ZM189 193V192H188ZM201 193V192H200ZM28 194V193H27ZM36 194V193H35ZM35 194H34V196H35ZM73 194V193H72ZM92 194V193H91ZM96 194V193H95ZM136 194V195H137ZM138 194V195H139ZM143 194V193H142ZM147 194H149V191H148V193ZM151 194V193H150ZM170 194V193H169ZM168 194V196H170ZM175 194V193H174ZM180 194H177V195H179L180 196ZM193 194V193H192ZM191 194V195H192ZM48 195V194H47ZM69 195V194H68ZM70 195H71V193H70ZM101 195V194H100ZM103 195V194H102ZM102 195H101V198H102ZM115 195V194H114ZM117 195V194H116ZM119 195H121V194H119ZM137 195V196H138ZM173 195V194H172ZM184 195V194H183ZM191 195H190V197H191ZM73 196H75V195H73ZM76 196H77V194H76ZM80 197H81V195H79ZM78 196V197H79ZM92 195H91V197H93ZM104 196H105V194H104ZM110 196V195H109ZM111 196H113V195H111ZM111 196H110V198H111ZM118 196V195H117ZM123 196H125V194L123 195ZM150 196V195H149ZM176 196V195H175ZM193 196V195H192ZM30 197H31V195H30ZM43 197V196H42ZM53 197V196H52ZM78 197H77V199H78ZM87 197H89L88 195H87ZM98 197H100L99 196V193H98ZM119 197V196H118ZM117 197V198H118ZM140 197V196H139ZM145 197V196H144ZM163 197V196H162ZM171 197V196H170ZM172 197H174V196H172ZM183 197H185V196H182V199H184ZM189 197V196H188ZM188 197L186 196V198H185V200L186 199H188ZM203 197V196H202ZM44 198H45V196H44ZM90 198V197H89ZM88 198V199H89ZM95 198H97V197H95ZM108 198V197H107ZM115 198V197H114ZM130 198V197H129ZM128 198V199H129ZM181 198V197H180ZM179 197H178V200L180 199ZM200 198V197H199ZM39 199H40V197H39ZM56 199V198H55ZM69 199H71V200H73L74 198H69ZM80 199H82V197L80 198ZM92 199H94V198H92ZM99 199V198H98ZM131 199V198H130ZM145 199V198H144ZM157 199H158V197H157ZM172 199H176V198H172ZM171 199V200H172ZM181 199V200H182ZM200 199H202V198H200ZM199 199V200H200ZM36 200V199H35ZM47 200H49V199H47ZM85 200H87V199H85ZM90 200V199H89ZM96 200V199H95ZM108 200V199H107ZM106 200V201H107ZM120 200V199H119ZM125 200V199H124ZM143 200V199H142ZM147 200H149V198L147 199ZM146 200V201H147ZM166 200H167V198H166ZM180 200V201H181ZM191 200V199H190ZM196 200H198V198H196ZM198 200V201H199ZM57 201V200H56ZM55 201V202H56ZM91 201V200H90ZM105 201V202H106ZM108 201H110V200H108ZM129 201V200H128ZM137 201V200H136ZM154 201V200H153ZM169 201H170V199H169ZM175 201H177V200H175ZM174 201V202H175ZM62 202V201H61ZM66 202H69L68 200H65V202H62V203H66ZM72 202H74V201H72ZM113 202V201H112ZM116 202V201H115ZM124 202V201H123ZM126 202V201H125ZM132 202V201H131ZM140 202V201H139ZM164 202V201H163ZM167 202H168V200H167ZM182 202H183V200H182ZM182 202L180 203L179 202V204H180V206H181V204H182ZM185 202V201H184ZM183 202V203H184ZM187 202H188V200H187ZM193 202H194V200H193ZM196 202V201H195ZM194 202V203H195ZM45 203H46V200H45ZM58 203V202H57ZM69 203H71V202H69ZM93 203V202H92ZM117 203V202H116ZM129 203V202H128ZM127 202H126V204H128ZM133 203H135V202H133ZM137 203V202H136ZM143 203V202H142ZM144 203L146 204L147 202H145L144 201ZM189 203L190 204H194V203H192V200H191V202L189 201ZM198 203V202H197ZM197 203L195 204L196 205V208H198L199 206H200V202H199V206L197 207ZM56 203H54V205H55ZM71 204H73V203H71ZM71 204L69 205V204H67L68 206H71ZM96 204H98V203H96ZM95 204V205H96ZM107 204V203H106ZM111 204V203H110ZM109 204V206H111V209H113V208H117L116 206H112V205H110ZM120 204H122V203H120ZM130 204V203H129ZM128 204V206H130ZM139 204H141V202L139 203ZM171 204H172V202H171ZM171 204H170V206H171ZM175 204V203H174ZM177 205H178V202L176 203ZM66 204H65V206L68 208V206H67ZM93 205V204H92ZM116 205V204H115ZM124 205V204H123ZM122 205V206H123ZM167 205V204H166ZM184 205V204H183ZM51 206V205H50ZM100 206V205H99ZM104 206V205H103ZM119 207H120V209L122 208L120 205H118ZM125 206V205H124ZM123 206V207H124ZM127 206V207H128ZM135 206V205H134ZM140 206V205H139ZM144 206V205H143ZM152 206H153V204H152ZM169 206V207H170ZM175 207H176V205H174ZM189 206V205H188ZM56 207V206H55ZM71 207H73V205L71 206ZM107 207V206H106ZM105 207V208H106ZM113 207V208H112ZM119 207L117 208V211H118V209H119ZM136 207V206H135ZM146 207V206H145ZM147 207H149V206H147ZM155 207V206H154ZM173 206H171L170 208H172ZM182 207V206H181ZM191 207V206H190ZM195 207V206H194ZM51 208V207H50ZM70 208V207H69ZM125 209H126V207H124ZM164 208V207H163ZM193 207H191V209H192ZM71 209V208H70ZM109 209H110V207H109ZM123 209V208H122ZM121 209V210H122ZM142 209V208H141ZM146 209V208H145ZM155 209V208H154ZM154 209L152 210L153 212H154ZM166 209V208H165ZM173 209H175L174 207H173ZM186 209H188V208H185V210ZM195 209V208H194ZM200 209V208H199ZM53 210V209H52ZM127 210L129 211L130 209L129 208H127ZM159 210H161V209H159ZM193 210V209H192ZM74 211V210H73ZM72 211V212H73ZM104 211H105V209H104ZM112 211H114V210H112ZM116 210L114 211L115 213H119V212H122V211H119V212H117ZM126 211V210H125ZM137 211H138V209H137ZM143 211V210H142ZM148 211V212H147ZM171 211H172V209H171ZM175 211V213H176V211L177 210H174ZM179 211H180V208H179ZM178 211V212H179ZM195 211V210H194ZM198 211H201V210H198ZM243 211V210H242ZM153 212H151V210H149V209H147L146 210V214L144 213V215H141V218H139V219H136L135 218V220H133L132 218H130V219H132L133 220V224H127V222H126V224H123L122 222V224H118V225H114V227H113V225L110 223L108 226H107V228H110V227H112V228H110L109 230L111 231L110 233H112V231H114V232H117L115 235L117 236V238L114 236V234H112V236L113 237H115V239H116V241H117V243H116V241H115V243L116 244H118V245H124L125 247H131V246H135V248L137 247V245L138 244H140L139 246H141V244H144L143 243V241H145V242H147L146 240L148 239L149 240V243H151L150 242V240H152V239H159V237L160 238H162V235H165L166 237V239L168 240V244H169V249L167 250L166 248V250L164 251V249L162 250V252H161V250H158L159 252H161V254H159V257L158 258H156L157 256H149L148 257V259H151V261H154V262H156L158 259L160 260V258L161 257H164V255H165V257H167V260H168V258H169V260H173L174 259V257H176L177 256V253L176 252H174L173 250H179V252H178V256H180V257H183V259L185 260V264H238L239 262H235V261H233V260H231V259H228V258H226L225 256H223V254L222 253H220L219 251H217L215 248H214V246H213V244H210V245H208V247H207V245H206V247L205 248H207L206 250H203V252L205 251V253H203V252H201L202 251V249H203V247L205 246L203 243H207L208 244V242H206V241H202V240H200V239H198V241H202L203 243H201V244H203L204 246L201 248L200 247V254L201 253H203V254H201V255H199V256H195V258H189L188 256H185V254H183V250H180L179 248L180 247H178L179 245H177L178 243H181L182 241H180V242H178L176 239H178V237H179V235L181 236V232L182 231H185V229L184 230H181V232H179V235H178V237L176 236V230H177V228H176V226H174V223H175V221H177V220H175V221H172V222H174V223H172L171 222V217H170V214H168V215H164L163 217H161V216H159L158 214L156 215V214H154ZM182 212V211H181ZM184 212L186 213V211H183V214H184ZM189 212H191V210L189 211ZM104 213V212H103ZM134 213V212H133ZM168 213V212H167ZM170 213V212H169ZM175 213H173V214H175ZM188 213V212H187ZM76 214V213H75ZM98 214V213H97ZM101 214V213H100ZM105 214V213H104ZM112 214V213H111ZM120 214V213H119ZM126 214V213H125ZM128 214H129V212H128ZM127 214V215H128ZM137 214H140V213H138L137 212ZM182 213L180 214V212L178 213V215H183ZM202 214V213H201ZM110 215V214H109ZM116 215V214H115ZM122 215V214H121ZM161 215V214H160ZM172 215V214H171ZM188 216H189V213L187 214ZM193 215V214H192ZM200 215V214H199ZM204 215V214H203ZM212 215V214H211ZM242 215V214H241ZM13 216H15L16 218H17V220H23V226L24 227H26L23 231H21V230H19L16 226H14L15 224H16V222L17 221H15L14 222V224L13 225H9V221L11 220V217H13ZM74 216V215H73ZM76 216H78L77 214H76ZM92 216V215H91ZM90 216V217H91ZM97 216V215H96ZM133 216H135V215H133ZM174 216V215H173ZM176 216H177V213H176ZM184 216L185 215H183V219L184 220H182V221H185L184 222V226H181L182 228H184V227H186V226H188V229H190V227H189V225H186L185 226V223L187 224V220L184 218ZM214 215H212V218H214L213 217ZM215 216L217 217L218 215H216V213H215ZM221 216V215H220ZM219 216V218H221V222H222V217L223 216H221L220 217ZM37 217H39V219L40 220H38V222H35L36 221V218ZM75 217V216H74ZM92 217H94V218H96L94 215L92 216ZM106 217H108V216H106ZM110 217V216H109ZM108 217V218H109ZM113 217V216H112ZM196 217H197V215H196ZM205 217H207V216H205ZM51 218V217H50ZM50 218L48 219V220H50ZM53 218H57V217H53ZM60 218V217H59ZM58 218V219H59ZM72 218V217H71ZM77 218V217H76ZM81 218V217H80ZM103 218V217H102ZM101 218V219H102ZM105 218V217H104ZM107 218V219H108ZM115 218V217H114ZM117 218V217H116ZM120 218L122 219L123 218V216H120ZM119 218V219H120ZM180 218V217H179ZM201 218V217H200ZM199 218V219H200ZM211 218V217H210ZM211 218V219H212ZM218 218V217H217ZM224 218V217H223ZM226 218V217H225ZM61 219H62V217H61ZM75 219V218H74ZM86 219H89V218H86ZM85 219V220H86ZM91 219V218H90ZM89 219V220H90ZM113 219V218H112ZM112 219L110 220L111 222H112ZM174 219V218H173ZM188 219V218H187ZM191 219V218H190ZM189 219V220H190ZM195 219V218H194ZM198 219V218H197ZM207 219V218H206ZM208 219H209V216H208ZM47 220V219H46ZM63 220V219H62ZM64 220H65V218H64ZM77 220H78V218H77ZM80 220V219H79ZM82 220V219H81ZM84 220V221H85ZM88 220V221H89ZM181 220V219H180ZM191 220H193V219H191ZM190 220V221H191ZM210 220V219H209ZM213 220V219H212ZM219 220V219H218ZM50 221H52V220H50ZM70 220L68 219L67 220V222H69ZM72 221H73V219H72ZM87 221V220H86ZM92 221L94 222V220L92 219ZM100 221V220H99ZM104 221V220H103ZM106 221H108V220H106ZM122 221V220H121ZM126 221V220H125ZM187 221V222H186ZM201 221H203L202 219H201ZM214 222L216 221L215 219L213 220ZM213 221H211V222H213ZM223 221H225L224 219H223ZM228 221V220H227ZM226 221V222H227ZM236 221V220H235ZM235 221H233V219H232V222H235ZM74 222H75V220H74ZM77 222V221H76ZM83 221H81V223H82ZM109 222V221H108ZM108 222H106V223H108ZM120 222V221H119ZM135 222V223H134ZM178 222V221H177ZM196 222H197V220H196ZM213 222V223H214ZM220 222V221H219ZM230 222H231V220H230ZM229 222V223H230ZM50 223H52V222H50ZM49 223V224H50ZM72 223V222H71ZM191 223H193L192 221L189 223V224H191ZM195 223V222H194ZM206 223H208L207 221H206ZM206 223H204V224H200V225H202V226H204V225H206ZM213 223H211V224H213ZM215 223H217V222H215ZM223 223H225V222H223ZM228 223V222H227ZM20 224H21V222H20ZM64 224H65V222H64ZM69 224V223H68ZM73 224V223H72ZM77 224V223H76ZM83 224H85V223H83ZM83 224L81 225L82 226V228L84 227L83 226ZM89 224V223H88ZM94 224V223H93ZM98 225H99V223H97ZM96 224V225H97ZM104 224V225H103ZM178 224V223H177ZM17 225V224H16ZM54 225V224H53ZM74 225V224H73ZM181 225V224H180ZM180 225H178V226H180ZM193 224H191V227H193L192 226ZM197 225H199L198 224V222H197ZM196 225V226H197ZM217 225V224H216ZM231 225V224H230ZM259 225V224H258ZM258 225H256V226H258ZM22 226V227H23ZM75 226V225H74ZM103 227V226H105V223H102V225H100L99 227ZM194 226H195V224H194ZM209 226V225H208ZM215 226V225H214ZM217 226H219V224L217 225ZM222 226V225H221ZM55 227H56V225H55ZM63 227V226H62ZM92 227H94V226H92ZM198 227V226H197ZM197 227H194V228H191L193 231H195L196 230V228ZM200 227V226H199ZM198 227V228H199ZM220 227V226H219ZM226 227V226H225ZM248 227V226H247ZM69 228H71V227H69ZM82 228L80 227L79 229H81L82 230ZM90 228H91V226H90ZM104 228H106V227H104ZM107 228H106V230H103V231H107L106 233H109L108 232V230H107ZM209 228V227H208ZM207 228V229H208ZM216 228V227H215ZM215 228H213V226L211 227L210 226V229H212V231H213V229H215ZM257 228H261V227H257ZM263 228V227H262ZM59 229V228H58ZM92 229V228H91ZM94 229V228H93ZM186 229H187V227H186ZM199 229H201V227L199 228ZM198 229V230H199ZM205 230L206 231V233L208 234V232L207 231H210V230ZM179 230V228H178V231H180ZM191 230V231H192ZM198 230H196L195 232L199 235V233H201V232H203V231H198ZM216 230H218V227L216 228ZM223 230V229H222ZM263 230V229H262ZM67 231V230H66ZM75 231V230H74ZM87 231V230H86ZM103 231H100L101 232V238H102V232ZM186 231H188V230H186ZM185 231V232H186ZM204 231V232H205ZM224 231V230H223ZM226 231V230H225ZM242 231V230H241ZM260 231V230H259ZM9 233V236H7L6 234H8ZM38 232V233H39ZM77 232L78 233H80L78 230H77ZM77 232H75V234L77 233ZM97 232H98V230H97ZM113 232V233H114ZM199 232V233H198ZM214 232V231H213ZM227 232L228 231H226L225 232V234H227ZM37 233V234H38ZM72 233V232H71ZM77 233V234H78ZM94 233V232H93ZM104 233V232H103ZM106 233H105V239H106V237H108V234L106 235ZM109 233V235H111ZM187 233V232H186ZM186 233H184V234H186ZM189 233H190V230H189ZM193 233V232H192ZM192 233H190V235H191V238L193 237V235H192ZM195 233V234H196ZM210 233L211 232H209V236H211L210 235ZM217 232H215V233H213V235L214 234H216ZM219 233H221V232H219ZM230 233V232H229ZM75 234H73V235H75ZM76 234V235H77ZM182 234H183V232H182ZM194 234V233H193ZM206 234V235H207ZM218 234V233H217ZM39 235V234H38ZM212 235V236H213ZM222 235V234H221ZM34 236H35V234H34ZM46 236H47V239H46ZM50 236V237H51ZM54 236H55V234H54ZM54 236H52V238L54 237ZM58 236V235H57ZM57 236H56V238H57ZM68 236V235H67ZM67 236H65V237H67ZM80 236V235H79ZM78 236V237H79ZM83 236V235H82ZM92 236V235H91ZM196 236V235H195ZM205 236V233L203 234V237ZM208 236V235H207ZM214 236H216V235H214ZM218 236H220V235H218ZM32 237V236H31ZM36 237V236H35ZM39 237V236H38ZM62 237V236H61ZM70 236H68V238H69ZM98 239H99V237L100 236H96ZM95 237V238H96ZM164 237V236H163ZM185 237V236H184ZM182 238V239H184L185 240V242L187 241V238H188V236L186 235V239L185 238ZM200 237H201V234H200ZM199 237V238H200ZM202 237V238H203ZM51 238V239H52ZM55 238V239H56ZM91 238V237H90ZM110 238V237H109ZM180 239H181V237H179ZM190 238V237H189ZM189 238H188V240H189ZM194 238V237H193ZM207 238L208 237H205L204 239H206L207 240ZM211 239H212V237H210ZM216 238V237H215ZM33 239V238H32ZM35 239H37V237L35 238ZM54 239V238H53ZM58 239V238H57ZM66 239V238H65ZM65 239H64V237H63V239H62V241H65ZM72 239V238H71ZM157 239V240H158ZM195 239V238H194ZM203 239V240H204ZM211 239H208V240H211ZM214 239V238H213ZM212 239V240H213ZM44 240V241H43ZM110 239H108V241H109ZM156 240V241H157ZM162 240V239H161ZM192 240V239H191ZM191 240H189V241H191ZM196 241H197V239H195ZM216 240V239H215ZM220 240V239H219ZM33 241H34V239H33ZM51 241H53V240H51ZM55 241V240H54ZM53 241V242H54ZM61 241V242H62ZM68 240H66L65 241V245H67L66 244V242H67ZM70 241V240H69ZM82 240H80V242H81ZM85 241V240H84ZM87 241H89V240H87ZM98 241V240H97ZM189 241H187L186 242V244L187 243H190ZM193 241V240H192ZM191 241V242H192ZM31 242V241H30ZM38 242V241H37ZM75 242V241H74ZM73 242V243H74ZM86 242V241H85ZM91 242V241H90ZM89 242V243H90ZM105 242H106V240H105ZM111 242V241H110ZM159 242V240L157 241V242H154V244L156 243H158ZM178 242V243H177ZM214 242V241H213ZM219 242V241H218ZM39 243V242H38ZM64 243V242H63ZM70 243V242H69ZM68 243V244H69ZM83 243V242H82ZM99 243H102V242H99ZM108 243V242H107ZM114 243V242H113ZM162 243V242H161ZM164 243V242H163ZM166 243V242H165ZM165 243H164V245H165ZM182 243H184V242H182ZM180 244V246L181 245H183V244ZM210 243V242H209ZM215 243V242H214ZM58 244V243H57ZM78 244V243H77ZM77 244H75V246L77 247L78 245ZM85 244H87L88 245V243H85ZM102 244H104L105 245V243H102ZM109 245H111L110 243H108ZM148 244V243H147ZM158 244H160V243H158ZM157 244V245H158ZM192 244H194V245H197V243L195 244V241H193V243ZM198 244H200V243H198ZM200 244V245H201ZM261 244V243H260ZM40 245H41V243H40ZM53 245V244H52ZM61 245H63L62 243H61ZM64 245V246H65ZM79 245H80V243H79ZM87 245H85L86 246V248H87ZM96 246H97V248H98V246H100L99 244L97 245V244H95ZM185 245V244H184ZM190 245V244H189ZM215 245V244H214ZM251 245V244H250ZM253 245V244H252ZM255 245V244H254ZM32 246V245H31ZM30 246V247H31ZM43 246H45V245H43ZM70 246V245H69ZM82 246H84V244L82 245ZM84 246V247H85ZM92 246V245H91ZM102 246L103 245H101V248H102ZM111 246H113V245H111ZM117 246V245H116ZM144 246V245H143ZM185 246H187V247H185ZM185 246H183V247H185V248H188L189 246L188 245H185ZM190 246H192V245H190ZM198 246V245H197ZM197 246H196V248H197ZM202 246V245H201ZM34 247V246H33ZM37 247V246H36ZM39 247V246H38ZM58 247H59V245H58ZM62 247V246H61ZM72 248H76V247H74V244H73V246H71ZM95 247V246H94ZM114 247H115V245H114ZM146 247V246H145ZM145 247L143 248L144 249V251H145ZM147 247H151V244H150V246L149 245H147ZM154 247V246H153ZM156 247V246H155ZM182 247V246H181ZM234 247V246H233ZM256 247H258V245L256 246ZM41 248H42V246H41ZM66 248V247H65ZM70 247H68V249H69ZM72 248H70V250L72 249ZM141 248V247H140ZM176 248V249H175ZM195 248V247H194ZM252 248V247H251ZM250 248V249H251ZM260 248V247H259ZM77 249H78V247H77ZM105 249V248H104ZM115 249V248H114ZM142 249V248H141ZM152 251H153V249L152 248H150ZM156 249V248H155ZM226 249V248H225ZM246 249H247V247H246ZM253 249V248H252ZM258 249V248H257ZM256 249V250H257ZM48 250V249H47ZM55 250V249H54ZM61 250V249H60ZM79 250V249H78ZM78 250H76V251H78ZM87 250V249H86ZM88 250H91V248L89 249L88 248ZM110 250V249H109ZM108 250V251H109ZM157 250V249H156ZM185 250V249H184ZM188 250H189V248H188ZM259 250V249H258ZM264 250V249H263ZM38 251V250H37ZM40 251V250H39ZM42 251V250H41ZM65 251H67L66 249H65ZM64 251V252H65ZM69 251V250H68ZM67 251V252H68ZM73 251V250H72ZM75 251V250H74ZM80 251H82V250H80ZM92 251V250H91ZM94 251V250H93ZM112 251V253H113V250H111ZM115 251V250H114ZM143 251V250H142ZM150 251V250H149ZM151 251V252H152ZM164 251V252H163ZM191 251V250H190ZM194 251V250H193ZM196 251V250H195ZM232 251V250H231ZM244 252H245V250H243ZM251 251H254V249L253 250H251ZM59 252V251H58ZM83 252V251H82ZM116 252V251H115ZM117 252H118V249H117ZM131 252V251H130ZM186 252H187V249H186ZM185 252V253H186ZM219 252V254H217ZM223 252V251H222ZM225 252V251H224ZM250 252V251H249ZM255 252V251H254ZM77 253H79V252H77ZM85 253V252H84ZM108 254H109V252H107ZM125 253V252H124ZM145 253V252H144ZM144 253H142V254H144ZM157 252H155V254L154 253H151L150 255H157L156 254ZM188 254L189 253H191V252H187ZM186 253V255H188ZM231 253V252H230ZM251 253V252H250ZM253 253V252H252ZM262 253V252H261ZM31 254V253H30ZM62 254V253H61ZM66 254V253H65ZM80 254H81V252H80ZM83 254V253H82ZM81 254V255H82ZM86 254H89V253H86ZM95 254V253H94ZM114 254V253H113ZM120 254V253H119ZM140 254V253H139ZM181 254H183V255H181ZM191 254H193V253H191ZM190 254V255H191ZM226 254H229V253H226ZM255 254H257V251H256V253ZM263 254V253H262ZM49 255V254H48ZM77 255V254H76ZM101 255V254H100ZM114 255H117L118 256V253H115ZM126 255V254H125ZM137 255V254H136ZM236 255V254H235ZM240 255V254H239ZM244 255V254H243ZM242 255V256H243ZM251 255V254H250ZM264 255V254H263ZM61 256V255H60ZM69 256V255H68ZM93 256V255H92ZM102 256H104V254H102ZM102 256H99L100 258H102ZM106 256V255H105ZM116 256V257H117ZM131 256V255H130ZM234 256V255H233ZM249 256V255H248ZM50 257V256H49ZM80 257V256H79ZM84 259H86V257H84V256H82ZM115 257V256H114ZM121 257V256H120ZM119 257V258H120ZM122 257H123V255H122ZM143 257H145V255L143 256ZM194 257V256H193ZM236 257H241V255L240 256H236ZM250 257V256H249ZM259 257H261L260 255H259ZM52 258V257H51ZM57 258V257H56ZM76 258V257H75ZM90 258V257H89ZM88 258V259H89ZM126 258V257H125ZM132 258V257H131ZM139 258H142V256L140 257L139 256ZM178 258V257H177ZM231 258V257H230ZM234 258H235V256H234ZM59 259V258H58ZM73 259H74V256H73ZM84 259H82V260H84ZM122 259V258H121ZM134 259H137L138 261H139V259H138V257L137 258H135L134 257ZM147 258H145V260H146ZM176 259V258H175ZM182 259V258H181ZM183 259H182V261H183ZM242 259V258H241ZM244 259V258H243ZM242 259V260H243ZM259 259V258H258ZM261 259V258H260ZM76 260H77V258H76ZM81 260V259H80ZM79 259L77 260V261H80ZM96 260V259H95ZM105 260V259H104ZM114 260H115V258H114ZM120 260V259H119ZM133 260V259H132ZM144 260V261H145ZM164 260H166V259H164ZM245 260V259H244ZM254 260V259H253ZM263 260H264V258H263ZM84 261H87V260H84ZM94 261V260H93ZM108 261H109V259H108ZM122 261V260H121ZM123 261H125V260H123ZM134 261V260H133ZM137 261V262H138ZM141 261V260H140ZM143 261V260H142ZM175 261V260H174ZM176 261H177V259H176ZM182 261H180V262H182ZM260 261H262V260H260ZM81 262V261H80ZM88 262H91V260H89ZM101 262H102V260H101ZM100 261L98 262V264H100L101 263ZM110 262H113V261H110ZM109 262V263H110ZM118 262V261H117ZM117 262H115V263H117ZM120 262V261H119ZM127 261H125L124 263H126ZM134 262H136V261H134ZM180 262L178 263V264H180ZM263 262V261H262ZM262 262H258L259 264H261ZM57 263V262H56ZM55 262L53 263V264H56ZM93 263V262H92ZM114 263V262H113ZM142 263V262H141ZM157 263V262H156ZM160 264H161V262H159ZM158 263V264H159ZM164 263V262H163ZM166 263H168V262H166ZM172 263H173V261H172ZM183 263V262H182ZM41 264V263H40ZM43 264V263H42ZM103 264H104V262H103ZM126 264H128V262L126 263ZM131 264H133V263H131ZM140 264V263H139ZM145 264H147V261H146V263ZM150 264V263H149ZM165 264V263H164ZM169 264V263H168ZM174 264V263H173ZM241 264V263H240ZM244 264H245V262H244Z\"/></svg>",
  "mask_w": 264,
  "mask_h": 264
},
{
  "label": "clouds",
  "instance_id": "clouds-1",
  "mask_svg": "<svg viewBox=\"0 0 264 264\" xmlns=\"http://www.w3.org/2000/svg\"><path fill=\"white\" fill-rule=\"evenodd\" d=\"M228 8L243 25L254 28L253 40L264 45V0H228ZM190 16L185 0H102L77 12L67 27L107 61L139 68L160 80L166 58L183 51L178 36ZM205 56L201 53L199 60ZM202 176L207 191L200 210L205 216L216 213L231 220L246 210L254 225L264 227V118ZM52 195L58 200L55 215L71 218L72 210L59 202L69 198L67 191L61 188Z\"/></svg>",
  "mask_w": 264,
  "mask_h": 264
}]
</instances>
